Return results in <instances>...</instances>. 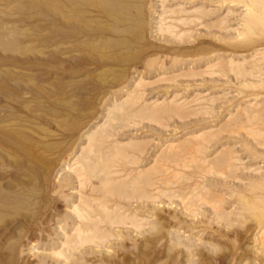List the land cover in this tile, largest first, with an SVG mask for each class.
I'll use <instances>...</instances> for the list:
<instances>
[{
  "label": "rangeland",
  "instance_id": "374dc122",
  "mask_svg": "<svg viewBox=\"0 0 264 264\" xmlns=\"http://www.w3.org/2000/svg\"><path fill=\"white\" fill-rule=\"evenodd\" d=\"M148 1V2H147ZM161 1H164V0H145V6H144V14H143V18L140 16V21H142L143 20V22L144 23H146V24H142L141 26H137V23L136 22H132L131 24H129L130 26H131V28H129V31L127 30V27H125L126 29L123 31V32H125L126 31V33H119V34H114L113 33V35L111 34V35H109V34H106V40H108L109 42H107L105 39H93L92 37V39H87L85 36V38L83 37V38H80V39H82V41H84V42H82V46L80 45V48H79V50H78V56H79V58H78V56H77V58L75 59V58H72V57H68V60L69 59H71V61L70 62H68L67 60V62L68 63H61V61H60V57H61V51H60V47H59V41H58V36H59V31L60 30H58L59 29V23H58V21H59V14H58V12H59V9H57V8H59V7H57L58 5H56L57 3H56V0H0V26L2 27H0V84L2 83H5V85H7L6 87H3V86H0V96L3 98V100L2 101H0V106L3 108V109H1L0 108V113L1 114H7L8 112H9V109H10V107L12 106V104H15V102H13V101H11V100H9V99H7V96H6V94L8 95V98H12L13 97V99L14 98H16V100H25L26 101V104L28 103V108H30V106H31V110L30 109H23V111H21L20 112V114H21V116H19L20 117V119L19 118H17V117H12L11 116V118H9V120H8V118H7V116L5 115V117L4 118H2V120H4V119H6V121H5V123H3V122H1L2 120H0V125H3V124H6V123H8V122H10L11 120H12V122H10L11 124H13V125H18V126H20L21 127V129H23V128H25L24 126H29V127H27V128H25V129H23V131L25 132V134H27V136L29 135V136H31V137H29L28 136V139L30 140H22V139H17L16 141H14V148H17V149H15V152H13V154H12V158L11 159H8V160H10V162H11V164L9 163V165H8V161H7V159L6 160H4V163H5V166H7L8 168H9V174H10V177H11V175H12V177L10 178L9 177V180L10 181H13L16 177L15 176H17V180L19 181V180H23V178H25V181L23 180V181H21L22 182V184H24V185H20V187H22V188H20L21 189V192H22V194H23V196H25L26 197V195H27V197L29 198V199H27V201H25V200H23V202H22V204L21 203H18V205H16L17 207H18V209H17V207L15 206L14 207V210H12V209H10L9 211H7V214H8V217L5 215V214H2V215H0L1 217H3V218H0L1 220H0V225H3L2 224V222H7V221H10V220H14V221H16V225H14L13 227H12V231L10 232V233H12V234H8L7 235V237L6 238H2L1 236H0V246H3V247H0V259L1 260H3L4 262L6 261V264H17V263H19L20 262V260H21V262L19 263V264H36L37 262L38 263H40V264H53L54 262H55V264H58L57 262H58V258H60L61 259V257H56V259L55 258H52V257H49L51 254H52V252L50 251V250H52L53 252H55L56 250H58L59 248H62L58 243L60 242V240H61V238H58V235H59V237H61V234H59V233H62V231H66V232H68V233H70L71 232V228H72V226H74L75 224H76V220L75 219H73L74 217H73V213L71 212V210L70 209H72V206H71V203H76V201L78 200L77 198H78V193L79 192H83V194H85L87 191H88V193H89V185L83 190V191H81L82 189H78V183H76V180L74 181V179H73V181L71 180L70 181V179H68L69 178V175H67V174H69V173H66V172H69L68 171V169L66 168V166H65V164H67L68 162H69V164H70V159L72 160V158L73 157H76V156H78L79 154H80V152H81V149H80V147H84L85 146V143H86V137H84V136H86L85 134L91 129V128H93L96 124H98L99 122H101L102 120H103V118L105 117L106 118V114H107V112L105 113V111L107 110V108H109L110 106H111V104H112V102H115V101H120L121 99H123L124 97H125V91H128V90H131L132 88H133V82L132 81H135L137 78H139V77H142V78H144V79H146V80H149V81H153V82H155L154 80L155 79H157L158 77H160L161 76V74H163V76H165L164 78L165 79H171L172 81H168V80H166L165 82H164V79H162L163 80V82H160V81H162V80H160V79H157L156 80V84H151V85H149L148 83L147 84H145L144 85V87H142L141 88V92L143 91L144 92V94H142V99H144V102H149V101H151L152 102V100L153 101H155V100H158V101H160V100H168V99H170L172 96H174V95H176V98H178V99H180V100H191V99H193L194 97L196 98H198L197 100L198 101H196V102H194V103H192L191 102V104L189 103L183 110H185L186 109V111L187 110H189V109H191L192 107L194 108V107H196V106H200V107H196V108H194V110L192 111H190V114H192V117L191 116H189L188 115V113L186 112V111H181V113L182 114H184V115H180L181 113H180V111H178V112H176V113H178V114H175V116L173 117V112L172 113H170L171 115H169V112H168V114H166V113H164L163 114V117L161 116L160 117V115L158 116V118H156L157 120L159 119V121H160V119L161 118H163V119H161L162 120V122L161 123H159V122H155V121H157L156 119L154 120H152V118L151 119H149V118H147V117H145V115L144 114H134V115H136V116H138V118H134V117H136V116H131V117H128L127 119L128 120H126V118H125V120L124 119H121V121L122 122H120V121H116L117 122V127H116V122L112 125L113 126V128L115 129L114 130V135L116 134V135H118V136H113V138L112 139H114L115 138V140H119V141H123V140H126L127 138H138L139 140H141V141H143L144 143L143 144H145V142H147L148 144H147V147L146 146H142V148L144 149V151H145V149H146V151H145V153H143L142 152V154L141 153H137V154H135L136 155V159L137 160H139L140 162L138 163V161L136 160V162L138 163V165H137V167H136V162H135V160H133V158L132 157H127V160L124 158V159H122V160H124V161H122V163H120V161L121 160H119V162H118V164H120V166L125 170V169H127V167H128V165H129V167H128V169L126 170V172H128V171H134V170H136V169H138V168H145V167H149L150 165H152V163L154 162V160H152V159H154V157H156V153H157V151H158V149L160 148V147H162L164 144H166L167 142H177V141H179V140H181L182 138H184L187 134H189V133H196V131L197 132H199V131H205V130H209V128L211 129V128H213V129H211L210 131H212L214 134L216 133V135L218 136L217 138H218V140L216 139V135H214L213 133L211 134L212 136L214 135V137H215V139L216 140H214V141H210L209 139H211L210 137H212L211 135L210 136H208L209 137V139H208V141H207V143H205L204 141L202 142V144L203 143H205V144H203V148H200V150L201 149H203V150H201L202 152H200V153H195V152H192V151H190V152H188V154L187 155H189V156H191V157H189V158H187L186 157V155H185V157L187 158V161H188V159H189V161H190V158H192V157H194L195 156V154H196V156L194 157V159H198L199 157L200 158H203V156H204V159L206 160L207 159V161L208 160H211L212 158H214L213 156H216V151L218 152V151H220L221 152V150L223 149V150H225L226 149V151L228 150L227 148H232L231 150L229 149V151L228 152H230L231 151V154H232V152H233V154H235L234 156L236 157V158H238L239 160H238V162L236 161H234V162H232L231 164H233L234 165V168L236 167V163H237V167H236V171L238 170V169H240V170H238L237 172L235 171V173L234 172H232V170H234V169H231V167H230V169H228V170H226L225 171V169H226V167L224 168L223 166H222V169L224 170H222V169H219V171H221L222 170V172L224 173H222L223 174V176H227L228 178H229V180H228V178L225 176V178H223V177H221V175L222 174H220V175H218L219 173H221V172H219L218 171V169H216V167H215V169H212V170H209L208 168V171L206 170V169H203L202 171H205L206 170V172L208 173V174H206V172H200V170H197V165H196V160H194L193 159V161H195V165H193V167L191 166V165H189V164H191V163H189V164H187V165H185L183 162H186V158L184 157V155L183 156H181L179 159H180V162H179V159L177 160V161H175V162H177V163H175L174 162V164H177V167H173L174 165H172L173 163H171V162H169V163H164L165 165H167L166 166V168L167 169H169L168 171H167V175H165V176H168L169 174L171 175L173 172H177V171H179V172H182V174L184 175V177H185V180L183 181V182H181V184H179V183H174L173 185H169V186H163V185H160L159 186V184L158 183H156V185L154 186L155 187V191L153 190L152 191V189H151V187H150V189H149V186H146V187H148L147 188V190L149 191V192H156V191H158L159 189H165V190H169V192L167 193V194H165V195H158V194H156V193H154L156 196H157V198L159 199H157L156 200V202H159V204H161V206H159V204L158 203H156V202H153L152 204L154 205V207L152 208V204H151V200H144V198H141L140 200H141V203L140 202H138V201H140V200H136V201H133L136 197H134V196H132V199H131V195L129 196V200L128 199H123L122 197V199L121 200H119V201H122V203H124V206L125 207H128L129 208V210H132V211H134V210H136L137 211V213H138V215L139 216H142V217H145V218H148V222H147V219H146V222H147V224H145L144 225V227L142 228V229H144V230H139V231H135V230H133V228H131V227H129V226H121V225H119L118 227H116V229H115V227H112V228H110L109 230L111 231V233H112V235L114 236H112V237H110L107 241L108 242H104L103 244L101 243V245H99L100 246V249H99V246H95V245H93V244H88V245H90V246H87V245H85L84 247H82L81 248V250L83 251V253H82V251L79 249V250H76V251H74V252H72L73 253V256L74 255H76V257H72V253H71V256L69 257L68 256V258L70 259V260H64L65 262L66 261H69V264H76L77 263V261H78V263L79 264H97V262H98V264H105V262L107 261L106 259H108L109 261H107L106 262V264H123L124 262L123 261H121V260H124L125 259V257L127 258V260L125 259L124 261H125V263L124 264H149L151 261V263L150 264H168L169 263V256H171L170 255V253L171 254H173V253H176V252H179L180 250L181 251H183V253L181 254V255H179V258H181L179 261H181V262H179V261H177V263L178 264H208V260H206L205 258L208 256L209 258H211L212 259V262H209V264H259V262L257 261V259L256 258H258V257H256L257 256V254H256V252H255V254H253L254 253V250H256V248L259 246V244H260V241L258 240V238L257 237H259V239L261 238L262 239V235L260 234L261 233V231H260V228L262 227V226H259V228H258V226L257 225H255V224H257L256 222H258L255 218H253L252 217V215H251V213L248 211V210H241V208L243 207V204L241 205H239V202L240 203H243V200H241V196L243 195V193L245 192V195L246 196H248V194H250V193H246L247 191L249 192V185H251V183H252V185H253V183H255L254 182V179H255V177H259L260 176V174L263 172L264 173V157H263V155H264V123L262 124V121L264 122V113L261 111V110H263V108H264V89H262V88H264V77H263V79H261L262 78V76L264 75V71L262 70V66H263V62H264V60L263 61H260L259 62V64H258V62H256L255 60H253V54H254V52L255 51H263V49H264V35H262L261 36V34H264L262 31H259V30H255V33H254V35L255 36H257V37H251L250 38V40H252V43H254V44H252V43H250V41H249V43L250 44H247V43H245L244 41H243V43L241 42V44H240V42H238L237 40H235V39H233V37H235V34H236V31H237V29H240V22H241V20H239V19H241L240 18V13L241 12H244V8H243V6H241L242 5V3L241 2H239V1H234V3H236V7H235V4H233L232 2H230L229 0V2L227 3V1L226 0H165V2H162V4H161ZM58 2V1H57ZM151 2H153V3H151ZM239 2V3H238ZM151 3V4H150ZM173 3V4H172ZM179 4L180 6H181V8H182V6L184 7V8H182V9H184V10H186V11H191V10H193L194 8H196L197 6L200 8V10L201 11H199L198 12V15L196 14V13H192V15H191V17H190V19H192L193 20V22H195V20H196V22H195V25L194 24H191L192 23V20H191V22H189L190 23V25L188 24V25H185V26H181V25H179L178 26V28H180L182 31H186V34L187 35H184V36H182L183 34H185V32L183 33V34H181V32L182 31H178L179 33H178V35H179V37L178 38H180V39H178L176 36V38L177 39H175V37L173 36V35H170L169 33H167V32H163L162 31V33L163 34H161L160 32V30L158 29L159 27V23H160V19H159V16L163 13L162 11H166L167 9H169V8H171V7H176L175 5H177V4ZM175 4V5H174ZM228 4V5H227ZM232 4V5H231ZM238 4V5H237ZM240 4V5H239ZM148 5H149V7H148ZM173 5V6H172ZM179 5H177V6H179ZM161 6V7H160ZM171 6V7H170ZM196 6V7H195ZM227 6V7H226ZM234 7V9H233V7ZM239 6V7H238ZM146 7V8H145ZM148 7V8H147ZM165 7V9H163ZM197 7V8H198ZM151 8V9H150ZM190 8V9H189ZM231 8V9H230ZM242 8H243V10H242ZM148 9V10H147ZM162 9V10H161ZM189 9V10H188ZM151 10V11H150ZM160 10H161V12H160ZM242 10V11H241ZM146 11V12H145ZM154 12H155V14L157 15H155L154 14ZM201 12V13H200ZM148 13L149 14V16H148V14L146 15V14ZM200 13V14H199ZM160 14V15H159ZM166 13H163V15L166 17V18H169V14L166 16L165 15ZM242 14V13H241ZM154 15H155V17H154ZM153 16V17H152ZM163 16V17H164ZM193 17V18H192ZM157 18H158V20H157ZM173 18V17H172ZM196 18V19H195ZM58 19V20H57ZM195 19V20H194ZM144 20H146V22L144 21ZM166 20H168V19H166ZM222 21V22H221ZM239 21V22H238ZM94 22L95 23H98V20H94ZM221 22V23H220ZM147 23H148V25H147ZM92 24H94V23H92ZM135 26H134V25ZM144 25H146V26H144ZM238 25V26H237ZM188 26H190V27H188ZM134 27V28H133ZM135 27H136V29H135ZM146 29H145V28ZM183 27V28H182ZM121 29H123L122 27H120ZM138 28H141V29H138ZM187 28H189V29H187ZM191 28V29H190ZM235 28V29H234ZM237 28V29H236ZM135 30V32H133L132 30ZM130 30H131V32H133V33H131L130 32ZM160 32H159V31ZM187 30H191L189 33H187L188 31ZM128 31V32H127ZM139 31V32H138ZM140 31H141V33H140ZM138 32V33H137ZM135 33H137V35H138V37H136L137 35L135 34ZM258 33V34H257ZM260 33V34H259ZM125 34V35H124ZM168 34V35H167ZM132 35V36H131ZM133 35H136V36H133ZM143 35V36H142ZM169 35L171 36L170 38H169ZM175 35V34H174ZM114 36H116V37H114ZM118 36H120V38L118 37ZM128 36V37H127ZM139 36H142V37H140L139 38ZM168 36V37H167ZM181 36V37H180ZM253 36V35H252ZM260 38H259V37ZM107 37H109V38H107ZM122 37V38H121ZM136 37V38H135ZM174 39H173V38ZM263 37V38H262ZM110 38H112V39H110ZM115 38H116V40H118V39H122V41L121 40H119L120 41V43H118V42H116V44L113 42V39H114V41H115ZM134 38V39H133ZM142 38V39H141ZM84 39V40H83ZM126 39V40H125ZM137 39H139V40H137ZM170 41H168V40ZM220 39V40H219ZM87 40V41H86ZM88 40H91V42H92V44H89V41ZM101 40H103V41H105V42H98L97 44H101V46H96V45H94L95 44V41H101ZM126 42H125V41ZM133 40V41H132ZM167 40V41H166ZM111 41H112V44H111ZM127 41H128V43H127ZM234 41H236L235 43H238V44H240V45H238V44H233L234 43ZM85 42H86V44H85ZM90 42V43H91ZM131 42V43H130ZM233 42V43H232ZM256 42V43H255ZM11 43V44H10ZM88 43V44H87ZM103 43H105L104 44V46H103ZM106 43H107V45H106ZM259 43H261V44H259ZM109 44H111V45H109ZM115 44V45H114ZM117 44H119V45H117ZM124 44V45H123ZM127 44V45H126ZM245 44H247V46H245ZM258 44V45H257ZM14 45H15V47H14ZM58 45V46H57ZM88 47H87V46ZM91 45V46H90ZM92 45H93V47H92ZM123 45V46H122ZM236 45V46H235ZM238 45V46H237ZM255 45V46H254ZM257 45V46H256ZM13 46V47H12ZM18 46V47H17ZM90 46V47H89ZM99 49L100 47H108L107 49L105 48L104 50L102 49V50H98L96 47ZM111 46V47H110ZM115 48H114V47ZM117 46V47H116ZM254 46V47H253ZM262 46V47H261ZM127 47V48H126ZM149 47V48H148ZM151 47V48H150ZM260 47V48H259ZM8 48V49H7ZM11 48V49H10ZM14 48V49H13ZM16 48V49H15ZM81 48H83V49H81ZM89 48H91V49H89ZM112 48V49H111ZM121 48V49H120ZM145 48H148V49H145ZM254 48V49H253ZM258 48V49H257ZM262 48V49H261ZM30 49V50H29ZM84 49H86V50H84ZM96 49H97V51L98 52H95L96 51ZM123 49V50H122ZM125 49H127L128 51H126ZM247 49V50H246ZM250 49V50H249ZM259 49H261V50H259ZM14 50V51H13ZM29 50V51H28ZM90 50H92V51H89ZM95 50V51H94ZM117 50H119V53H120V55H119V53H118V51ZM122 50V51H121ZM140 50V51H139ZM102 52V53H100V52ZM111 51V52H110ZM121 51V52H120ZM134 51H136L137 53H135ZM221 51H223L222 53H221ZM224 51H226L225 53H224ZM235 51V52H234ZM245 51V52H244ZM60 52V53H59ZM82 52H85V55H86V53H88L87 55H88V57H85L84 58V53H83V55H82ZM107 52V53H106ZM124 52H126V53H124ZM140 52V53H139ZM40 53V54H39ZM81 53V54H80ZM92 53V54H91ZM99 53H100V55L102 56V57H108L107 55H105V54H108V53H110V54H108L109 55V57H111V56H114V53H115V56H117L118 55V58H119V60H116V61H113L112 59H110V58H103L102 60H101V58H98V56H100L99 55ZM112 53V54H111ZM128 53H130V54H128ZM135 53V54H134ZM150 53H152L153 55H151ZM235 53V54H234ZM245 53V54H244ZM249 53V54H248ZM60 56H59V55ZM92 55V57H90L89 58V55ZM102 54H104V55H102ZM117 54V55H116ZM124 54V55H123ZM140 54V55H139ZM224 54H225V56H224ZM239 54V55H238ZM242 54H243V56H242ZM82 55V56H81ZM86 55V56H87ZM98 55V56H97ZM111 55V56H110ZM123 55V56H122ZM229 55V56H228ZM81 56V57H80ZM129 56V57H128ZM149 56H152L153 58L151 59V57L149 58ZM241 56V57H240ZM252 56V57H251ZM83 57V58H82ZM95 57V58H94ZM122 57V58H121ZM124 57H126V58H124ZM148 57V58H147ZM223 58V59H228V58H234L235 59V57H236V59L235 60H239V61H242V60H246L248 63H249V61H248V59H250L251 61H252V63L254 62H256L255 64L253 63V64H251V61H250V65H246V63H245V65H243L244 66V68H246V69H243V70H241V72L243 71H246L247 70V72L245 73H243V76H241L242 75V73L241 72H236V71H230V70H226L227 69V67L225 68H223L224 69V71L225 72H219V71H217V70H215V73H213V75L212 74H210L209 76H207V75H205L204 74V72L205 73H209V71H207V70H204V69H206L205 68V65L207 64V63H209L211 60H213L214 58ZM252 59H251V58ZM96 59V61H94L93 60V62L90 60V59ZM73 59L74 60H77V62L76 61H74L73 62ZM84 59H86L85 61H84ZM146 59H148L147 61H146V63L144 62ZM153 59H156V60H153ZM159 59V60H158ZM176 60V62H175V60ZM88 60V61H87ZM100 60H101V62H102V64H100L101 62H100ZM107 60H109V61H107ZM111 60V61H110ZM115 60V59H114ZM122 60H124V61H122ZM152 60V61H151ZM160 60H161V63H159L160 62ZM208 60V61H207ZM210 60V61H209ZM65 61V62H66ZM91 61V62H90ZM121 61V62H120ZM150 61V62H149ZM157 61H158V64H157ZM171 61H174V62H171ZM181 61V62H180ZM206 61V62H205ZM72 62V63H71ZM82 63V65L84 64H86L85 66L83 65H80V63ZM86 62V63H85ZM106 62V63H105ZM108 62V63H107ZM111 62V63H110ZM153 62H154V64H153ZM168 64H166V63ZM171 62V63H170ZM177 62H180V64H178ZM182 62H186L188 65H186V64H184L183 65V63ZM60 63V64H59ZM74 63V64H73ZM77 63H79V65L76 64ZM88 63V64H87ZM112 64V65H110V64ZM155 63H156V66H154L155 65ZM175 63V64H174ZM243 63H244V61H243ZM61 64H63L62 66H61ZM73 64V65H72ZM108 64H109V66H108ZM120 64V65H119ZM145 64H147V66H144ZM149 64H152V66L151 65H149ZM171 64H172V67H171ZM177 64H178V66H177ZM183 66H182V65ZM261 64V65H260ZM75 65V66H74ZM123 65V66H122ZM162 65V66H161ZM166 65L167 66H169V67H166ZM50 66V67H49ZM61 66V67H60ZM69 66V67H68ZM103 66H105V67H103ZM117 68H116V67ZM154 66V68H152ZM163 66L165 67L164 69V71H163ZM175 66H177L176 68H175ZM251 66V67H250ZM22 67H24V68H22ZM26 67H28L27 69H26ZM29 67H31V68H29ZM63 67V68H62ZM67 67H68V69H70V70H67ZM73 69V71H71V68ZM84 68V70H83V68ZM93 67H95V68H93ZM100 67V68H99ZM101 67H102V69H104L103 71L104 72H102V69H101ZM109 68V69H105V68ZM114 67V69H112V68ZM120 67V68H119ZM126 67V68H125ZM129 67V68H128ZM149 67V68H148ZM179 67V68H178ZM256 67V68H255ZM258 67V68H257ZM4 68V69H3ZM59 68H62V69H59ZM79 68V69H78ZM86 68V69H85ZM88 68V69H87ZM119 68V69H118ZM128 68V69H127ZM159 70H158V69ZM190 68V69H189ZM252 68V69H251ZM253 68H255V70H253ZM260 68H261V70L263 71V72H261V71H259L260 70ZM264 68V67H263ZM49 69V71H47ZM93 69V70H92ZM95 69H97L98 70V72H99V74L97 75V70L95 71ZM112 71H111V70ZM116 69V70H115ZM127 69V70H126ZM153 69V70H152ZM158 71H157V70ZM229 69V68H228ZM249 69V70H248ZM258 69V70H257ZM66 70V71H65ZM74 70H76L75 72H74ZM78 70L80 71V74H79V72H78ZM90 70V71H89ZM106 70H107V72H106ZM136 72H135V71ZM141 70H143V71H141ZM29 71V72H28ZM61 71L63 72L62 74H61ZM117 71V72H116ZM127 71V72H126ZM154 71H156V72H154ZM161 71V72H160ZM201 71H202V73L205 75H203V76H201L200 77V73H201ZM204 71V72H203ZM229 73H228V72ZM251 71V73H249ZM66 72V73H65ZM73 72H74V74H73ZM77 72V73H76ZM89 72H90V75H89ZM94 72V73H93ZM102 72V73H101ZM118 72H120V73H118ZM124 72V73H123ZM143 72V73H142ZM187 72V73H186ZM217 72H219V74L222 76V74H225V75H223L224 77H221V76H217ZM231 72V73H230ZM235 73L236 72V74L237 73H239L240 74V76H239V74L238 75H233L232 73ZM253 72V73H252ZM261 72V73H260ZM5 73V74H4ZM71 73V74H70ZM123 73V74H122ZM138 73V74H137ZM189 73L190 74H192L193 73V75L196 73L197 74V76H195V77H193V75H190L189 76ZM228 73V74H227ZM260 73V74H259ZM53 75V76H51V75ZM77 74V75H76ZM84 74V75H83ZM89 76H88V75ZM118 74H120V76H118ZM124 74H125V77H124ZM126 74H128V75H126ZM136 74V75H135ZM195 74V75H196ZM216 74V75H215ZM218 74V75H219ZM248 74H250V75H248ZM258 74V76L259 77H261L260 79L258 78V76H256ZM19 75V76H18ZM94 75H96V76H94ZM119 78H117L116 76ZM140 75V76H139ZM180 75H182V76H184V75H187L188 76V78H186L187 76H184V77H181ZM199 75V76H198ZM212 75V76H211ZM252 75H254L255 77V79L253 78V76ZM262 75V76H261ZM15 76V77H14ZM98 76H100V77H98ZM104 76V77H103ZM132 76V77H131ZM147 76V77H146ZM175 76H176V78H175ZM192 76V78H190ZM236 76H239V77H236ZM245 76H246V79H245ZM251 76V77H250ZM18 77V78H17ZM50 77V78H49ZM85 77V78H84ZM114 77H116L114 80H116V82L114 81V80H112V82L110 81L112 78H114ZM131 77V78H130ZM178 77V78H177ZM180 77V78H179ZM17 78V79H16ZM79 78V79H78ZM97 78V79H96ZM122 78H124V79H122ZM135 78V79H134ZM244 78V79H243ZM259 79V80H263L262 82H260V81H258L257 79ZM17 80V81H14V80ZM20 80V82L22 83V85L20 84V82H18L19 80ZM99 79V80H98ZM118 79V80H117ZM248 79V80H247ZM251 79V80H250ZM256 81H254V80ZM27 80H29V82L27 81ZM32 80V81H31ZM104 81L103 83L101 82V81ZM122 80V81H121ZM159 80V82H157ZM244 80V81H243ZM13 81V82H12ZM23 81V82H22ZM25 81V82H24ZM121 81V82H120ZM250 81V82H249ZM251 81H253V82H251ZM26 82H28V83H26ZM113 82H115V83H113ZM153 82H151V83H153ZM169 82V83H168ZM255 82V83H254ZM15 83H18L17 84V86H18V88H16L17 86L15 85ZM24 83V84H23ZM32 83H33V85H32ZM111 85H110V84ZM119 83V84H118ZM128 83V84H127ZM162 83H164V84H162ZM168 83V84H167ZM253 85H252V84ZM257 83V84H256ZM260 83V84H259ZM1 84V85H2ZM28 84V85H27ZM124 84V85H123ZM126 84V85H125ZM252 86H251V85ZM4 85V84H3ZM10 85V86H9ZM19 85H21V86H19ZM23 85L24 86H26V88H24L23 87ZM49 85V86H48ZM88 85V86H87ZM110 85V86H109ZM118 85V86H117ZM242 85H244L245 87H243ZM114 86V87H113ZM120 86H122L123 87V89H122V87H120ZM22 89H21V88ZM38 87V88H37ZM52 87V88H51ZM110 87V88H109ZM126 87V88H125ZM9 88V89H8ZM11 88H13V89H11ZM15 88V89H14ZM24 88V89H23ZM66 88V89H65ZM84 88V89H83ZM118 88V89H117ZM120 88V89H119ZM244 88V89H243ZM254 88V89H253ZM262 89V90H260V89ZM2 89V90H1ZM6 89V90H5ZM18 89V90H17ZM27 91H26V90ZM30 89H31V91H30ZM39 89H41V90H39ZM44 91H43V90ZM115 89H116V91H115ZM125 89V90H124ZM142 89H144V90H142ZM239 89V90H238ZM16 90V91H15ZM19 90H21V91H19ZM39 90V91H38ZM107 90V91H106ZM109 90V91H108ZM121 90H123L122 92H121ZM248 90V91H247ZM251 90H254V91H251ZM6 91H9V93H10V91H12L13 93H15L16 95V97L13 95V93L12 94H8V92H6ZM42 91H43V95H42ZM49 91H51L50 93H49ZM111 91V92H110ZM118 91H120L121 92V94L118 92ZM249 91H251L252 93H250ZM23 92H27V94H25L24 95V97H23ZM31 92V93H30ZM36 92V93H35ZM41 92V93H40ZM55 92V93H54ZM107 92H108V94H107ZM114 92V93H113ZM117 94H116V93ZM241 94H240V93ZM248 92V93H247ZM258 93V95H257V93ZM4 93H5V95H4ZM20 93H22V94H20ZM45 93V94H44ZM106 93V97H103V98H99V95L101 96V95H104ZM239 93V94H238ZM243 93V94H242ZM259 93H260V95H259ZM2 94H3V96H2ZM30 94V95H29ZM50 94H52V95H50ZM54 94V95H53ZM120 94V95H119ZM195 94H197V95H195ZM244 94H245V96H244ZM249 94V96H246V95H248ZM11 95V96H10ZM34 95V96H33ZM37 95V96H36ZM46 97H45V96ZM50 95V96H49ZM117 95H119V96H117ZM123 95V96H122ZM241 95H243V96H241ZM251 95V96H250ZM262 95V96H261ZM6 96V97H5ZM31 96V97H30ZM39 96V97H38ZM59 96V97H58ZM113 96V97H112ZM257 96H259L260 98H258ZM17 97H19V98H21V99H17ZM30 97V98H29ZM32 97H35V98H33L32 99ZM44 97V98H43ZM58 97V98H57ZM66 97V98H65ZM69 97V98H68ZM70 97H71V100L69 101L68 99H70ZM110 97V98H109ZM117 97V98H116ZM249 97V98H248ZM251 97V98H250ZM253 97V98H252ZM6 98V99H5ZM42 98V99H41ZM49 100H48V99ZM51 98H53L52 100H51ZM54 98H56V99H54ZM68 98V99H67ZM73 98V99H72ZM91 98V99H90ZM97 98H99V100L97 99ZM111 98H112V100H111ZM116 98V99H115ZM204 98H205V100H204ZM258 98V99H257ZM31 99V100H30ZM39 99H41L40 101H39V103H37V105H36V103H35V101H38ZM90 99V100H89ZM93 99V100H92ZM250 99V100H249ZM256 99V100H255ZM5 100V101H4ZM8 100V101H7ZM30 100V101H29ZM34 100V101H33ZM56 102H55V101ZM64 100H65V102H64ZM67 100H68V102H67ZM95 100V101H94ZM99 101V103H98V101ZM114 100V101H113ZM200 100V101H199ZM202 100V101H201ZM242 100V101H241ZM47 101V102H46ZM93 101V102H92ZM96 101H97V103H96ZM103 101V102H102ZM107 101V102H106ZM239 101V102H238ZM253 101V102H252ZM31 102H32V104H31ZM40 102H42V103H40ZM60 102V103H59ZM69 102H71V104H69ZM92 102V103H91ZM197 102H200L199 104H195V103H197ZM2 103V104H1ZM7 105H6V104ZM35 103V104H34ZM47 106H43L44 104ZM58 103V104H57ZM94 103V104H93ZM101 103H102V105H101ZM150 103V102H149ZM248 103H257V109L259 110L258 112H256V114L258 115V114H261V116L259 115L258 117H257V115L255 116V117H257V118H253V117H251L252 118V120L251 119H245V118H247V117H245L244 115H239V116H236L238 119H240V121H242V120H244L245 121V123L247 122V124H245V123H240V121L239 120H237L236 119V117H234V115H235V112H236V110H237V106H239V108H241V107H244L245 105H247ZM263 103V104H262ZM3 104H5V105H3ZM34 104V105H33ZM39 104V105H38ZM48 104V105H47ZM61 104V105H60ZM68 105V107H71V108H69L68 109V107H67V105ZM108 104V105H107ZM195 104V105H194ZM261 104V105H260ZM4 107H3V106ZM55 105V106H54ZM63 105H66V107L65 106H63ZM105 105V106H104ZM204 105H206V106H204ZM258 105H260V106H258ZM263 105V106H262ZM8 107V108H6L5 109V107ZM34 108H33V107ZM38 106V107H37ZM40 106V107H39ZM41 106H43L44 108H46V109H43V108H41ZM56 106H58V107H56ZM99 106H101V107H99ZM107 106V107H106ZM192 106V107H191ZM205 108H204V107ZM224 106H226V107H224ZM49 107V108H48ZM89 107V108H88ZM105 107V108H104ZM191 107V108H190ZM233 107V108H232ZM260 107V108H259ZM41 110H40V109ZM59 108V109H58ZM62 108H64V110H62ZM77 108H79V109H77ZM101 108V109H100ZM104 108V109H103ZM189 108V109H188ZM52 109H55V110H52ZM84 109V110H83ZM197 109H201L200 110V112L197 110ZM235 109V110H234ZM3 110V111H2ZM28 110V111H27ZM38 110V111H37ZM40 110V111H39ZM49 110V111H48ZM87 110H91L89 113H91V114H89L88 113V111L86 112ZM203 110H205V111H203ZM3 113H2V112ZM30 111V112H29ZM33 111V112H32ZM35 111V112H34ZM36 111L37 112H40V113H43V114H40V113H36ZM42 111V112H41ZM46 111H48V112H46ZM54 111L55 112H57V113H59V114H57V113H54ZM59 111V112H58ZM69 111V112H68ZM83 111V112H82ZM188 111V112H189ZM202 111V112H201ZM264 111V110H263ZM5 112V113H4ZM46 112V113H45ZM52 112H53V114H52ZM94 112H95V114H94ZM101 112V113H100ZM186 114H185V113ZM191 112H193V113H191ZM194 112H196V114H194ZM232 112V113H231ZM261 112V113H260ZM36 113V114H35ZM51 113V114H50ZM62 113V114H61ZM64 113V114H63ZM65 113L67 114V115H65ZM79 113V114H78ZM81 113H82V115H81ZM200 113V114H199ZM228 113V114H227ZM25 114V115H24ZM45 114V115H44ZM54 114H56V117L54 116ZM99 114H101V115H99ZM193 114L194 115H198V116H193ZM229 114H233V117H234V120L236 119V122L237 123H239V124H241L240 126L241 127H244V129L246 128L247 129V127H248V129H247V131L245 132V130H243V128H241L240 126H238L239 124H237L236 125V122L234 121V120H229L228 119V116H229ZM31 115V116H30ZM37 115V116H36ZM44 115V116H43ZM51 116L50 118H49V116ZM52 115H53V117H55L54 119L52 118ZM61 115V116H60ZM70 115V116H69ZM76 115H77V117H76ZM86 115V116H85ZM143 115H144V117H143ZM186 115H188L189 116V118H191V120L190 119H188V121L190 122H187L186 121V119H187V116ZM228 115V116H227ZM23 116V117H22ZM38 116H40V117H38ZM48 116V117H47ZM64 116H67V117H64ZM69 116V117H68ZM81 116H83V117H81ZM96 116V117H95ZM140 116L141 117H143V118H145V119H143L142 121H141V119H140ZM166 116H168L167 117V119H165L166 118ZM170 116H172V117H170ZM242 116V117H241ZM244 116V117H243ZM90 117V119H88ZM92 117V118H91ZM178 117H184V118H186V119H184V122H181V121H183L181 118V120H179L178 119ZM240 117V118H239ZM263 117V119L262 120H259V118L261 119ZM0 118H1V115H0ZM26 118V120H24V119ZM29 120H28V119ZM30 118L31 119H33V120H30ZM45 118V119H44ZM62 118H64L65 120L64 121H66V122H64L63 121V119ZM72 118V119H71ZM74 118V119H73ZM76 118V119H75ZM85 118H87V119H85ZM134 118V119H133ZM242 118V119H241ZM11 119V120H10ZM48 119H50L49 121H48ZM62 119V120H61ZM70 119H71V121H70ZM79 119L81 120V122H79ZM95 119V120H94ZM136 119V120H135ZM14 120V121H13ZM15 120H17V122L15 123ZM55 120H56V122H55ZM58 120H61V123L60 124H62V125H58ZM69 120V121H68ZM83 120H85V121H83ZM125 122H124V121ZM256 120H258L259 122H257ZM141 122V123H139V125H137L138 123H134V125H132V126H128L129 125V122ZM226 123H228V122H230V121H232L231 122V125L232 126H230V124L228 123V124H226L225 125V122ZM251 121V122H250ZM253 121L255 122V123H253ZM261 121V122H260ZM14 122V123H13ZM34 122V123H33ZM39 122V123H38ZM62 122H64V124L62 123ZM70 122V123H69ZM78 122V123H77ZM118 122H119V125H118ZM248 122H250V123H248ZM1 123H3V124H1ZM23 123V124H22ZM29 123H31V124H29ZM59 126V127H57V125ZM87 123V124H86ZM122 123V124H121ZM124 123V124H123ZM188 123V124H187ZM233 123H234V126H233ZM257 123V124H256ZM261 123V124H260ZM47 124V125H46ZM54 124V125H53ZM68 124V125H67ZM78 124H80V126L78 125ZM85 124V125H84ZM91 124H92V126H91ZM125 125V127H126V125H127V127L125 128V129H123L124 128V126H121V125ZM135 124H136V126H135ZM213 124V125H212ZM222 124H224V126H226V127H228V130H229V128H231V127H233V128H231V130L233 131L232 133L231 132H229L230 133V135L228 134V130H227V128L226 127H221L222 126ZM246 125V127L245 126H243V125ZM248 124H250V125H248ZM252 124H256V125H258V126H260L259 128H258V126H256V125H252ZM260 124V125H259ZM23 125V126H22ZM63 125H64V128H60V127H63ZM76 126V128H75V126ZM77 125L79 126V127H77ZM114 125H115V127H114ZM130 125H131V123H130ZM36 126V127H35ZM37 126H38V128H37ZM39 126L41 127L42 126V129H43V127H47L46 128V132L44 131L43 132V130H41V129H39ZM67 126V127H66ZM121 126V127H120ZM218 126V127H217ZM251 128H250V127ZM263 126V127H262ZM87 127H88V129H87ZM89 127H90V129H89ZM220 127V128H219ZM235 127H236V129H240V130H233V129H235ZM254 127V128H253ZM28 128H29V130H28ZM73 129V131H72V129ZM75 128V129H74ZM117 128H119V130L121 131V129L120 128H122V131H121V133H120V131L117 129ZM220 129V131L219 130H216V129ZM222 128H225L226 129V134H225V132L224 131H222L221 132V130H222ZM249 128H250V130L252 131V133H250V131H248L249 130ZM261 128H262V130H261ZM33 129V130H32ZM45 129V128H44ZM58 129V130H57ZM64 129H67L66 131L64 130ZM81 129V130H80ZM86 129H87V131H86ZM193 131H192V130ZM258 129V130H257ZM36 131L35 132V134L32 132V131ZM48 130H50V132L51 133H48ZM60 130V131H59ZM256 130H257V132H256ZM52 131H54V132H56V133H52ZM79 131V132H78ZM119 131V132H118ZM217 131V132H216ZM221 133V134H223L222 136H223V138H221V136L219 135V132ZM230 131V130H229ZM239 132L238 134L237 133H235V132ZM241 131V132H240ZM254 131V132H253ZM260 133H259V132ZM261 131H262V134H261ZM67 132V133H66ZM71 132V133H70ZM74 132V133H73ZM86 132V133H85ZM257 133V135L256 134H254V133ZM30 133V134H29ZM33 133V134H32ZM79 133V134H78ZM37 134V135H36ZM39 134V135H38ZM50 134V135H49ZM53 134V135H52ZM66 134V135H65ZM175 134V135H174ZM255 135V136H257V137H252V135L250 136V137H252L253 138V140H252V138H250L248 135ZM258 134H261V135H263V137H259V135ZM40 135L41 136H48L47 138L46 137H40ZM70 135V136H69ZM76 135V136H75ZM79 135H81L80 137H79ZM84 135V136H83ZM122 135V136H121ZM260 135V136H261ZM50 136H52V137H50ZM55 136V137H54ZM137 136V137H136ZM144 136V137H143ZM70 137V138H69ZM78 137V138H77ZM122 137H124V138H122ZM125 137H127V138H125ZM168 138V139H166V138ZM220 137V138H219ZM259 137V139H257ZM30 138H32V139H30ZM36 138H37V141H36ZM39 138V139H38ZM122 138V139H121ZM145 138V139H144ZM262 138H263V140H262ZM47 139V140H46ZM67 139V140H66ZM83 139H84V141H83ZM212 139H214V138H212ZM32 140V141H31ZM34 140V141H33ZM39 140V141H38ZM63 140H65L66 141V143H65V141L63 142ZM78 140V141H77ZM220 140V141H219ZM254 140H255V143H254ZM26 141V142H25ZM28 141H29V143H28ZM46 144L47 143V145H45V146H50V145H52V142H54L53 143V145L55 146V147H57V149L55 148V147H53V145H52V148H51V146L50 147H48L49 148V150H48V148H45V147H42V144H43V142ZM69 141H71L73 144H71L73 147H74V145H75V147L73 148V149H70V148H72V146L70 145V143L71 142H69ZM74 141H76V142H74ZM260 143H259V142ZM26 143V145H25V143ZM34 142V144H36L37 145V143H38V145L36 146V145H34V144H31V143H33ZM48 142H50L51 144L49 145V143ZM59 142V143H58ZM79 142V143H78ZM163 142V143H162ZM211 142H213V143H211ZM245 142H248V143H245ZM40 143H41V145H40ZM58 143V144H57ZM63 143V144H62ZM69 143V144H68ZM75 143V144H74ZM226 143H228V144H226ZM258 143V144H257ZM20 146V148H22V149H25V150H20V148H18L19 146ZM29 144V145H28ZM55 144H57V145H55ZM62 144V145H61ZM68 144V145H67ZM142 144V145H143ZM212 144V145H211ZM216 144V145H215ZM247 144H248V146L249 147H251V148H248L247 147ZM41 146V148H40V146ZM70 145V146H69ZM180 146L181 145H184V144H182V143H180L179 144ZM211 145V146H210ZM218 145V146H217ZM225 145V147H226V145L228 146V147H223ZM34 148H33V147ZM39 146V147H38ZM60 148H59V147ZM62 146H64V147H62ZM245 146V147H244ZM38 147V148H37ZM69 147V148H68ZM79 147V148H78ZM220 147L222 148V149H220ZM248 148V151L245 149V148ZM29 148V150H27ZM37 152V153H33V149ZM43 148H45L44 150H46V151H44L43 150ZM78 148V149H77ZM205 148L207 149L208 148V150L207 151H205L204 152V150H205ZM31 149V150H30ZM38 149V150H37ZM58 149H60V150H58ZM68 149V150H67ZM220 149V150H219ZM253 149H255L254 151H255V153H253L254 151H252L251 152V150H253ZM27 150V151H26ZM40 150H42L41 152V154H40ZM32 151V152H31ZM55 151V152H54ZM63 151V152H62ZM68 151V152H67ZM70 151V152H69ZM258 151V152H257ZM51 154H50V153ZM59 154H58V153ZM79 152V153H78ZM149 152V153H148ZM153 152V153H152ZM220 152H218V153H220ZM256 152L258 153L257 155L258 156H256ZM39 153V154H38ZM44 153V154H43ZM57 153V154H56ZM64 153V154H63ZM67 153V154H66ZM153 154V156H151V154ZM193 153H195V154H193ZM203 154V156H202V154ZM204 153H205V155H204ZM216 153V154H215ZM20 154V155H19ZM38 154V155H37ZM49 154V155H48ZM66 154V155H65ZM75 154V155H74ZM139 154H141V155H139ZM144 154H147V155H144ZM201 154V156H199ZM252 154V155H251ZM262 154V155H261ZM18 155V156H17ZM22 155V156H21ZM45 157H44V156ZM48 155V156H47ZM50 155H52L51 157H49ZM54 155V156H53ZM57 157H56V156ZM63 155H65V156H63ZM144 155V156H143ZM241 157H239V156ZM259 155H261V156H259ZM20 156V160L22 159V160H24L25 161V163H24V161H22L21 160V162L22 163H19L20 161H19V159H18V157ZM26 156V157H25ZM28 156H29V158H28ZM30 156H33V157H30ZM39 156V157H38ZM58 156H62V157H58ZM68 156V157H67ZM70 156V157H69ZM137 156H138V158H137ZM140 156V157H139ZM142 156V157H141ZM217 156H219V155H217ZM15 157V158H14ZM24 157V158H23ZM47 157H49L48 159H47ZM55 157V158H54ZM184 157V158H183ZM234 157V158H235ZM27 158V159H26ZM42 158V159H41ZM44 158V159H43ZM53 158V159H52ZM59 158V159H58ZM67 158V159H66ZM131 158V159H130ZM139 158H141V159H139ZM199 158V159H200ZM209 158V159H208ZM211 158V159H210ZM14 159V160H13ZM37 159V160H36ZM46 159V160H45ZM58 159V160H57ZM62 159V160H61ZM184 159V161L181 163V161ZM241 159V160H240ZM11 160H13L14 161V163H12L13 161H11ZM28 160V161H27ZM41 160H42V162H41ZM50 160V161H49ZM130 160H133V162L131 161L130 162ZM192 160V159H191ZM6 161H7V163H6ZM18 161V162H17ZM34 161H36V163L34 162ZM53 161V162H52ZM56 161V162H55ZM59 161H61V162H59ZM193 161H192V164H193ZM239 161H240V163H241V161H242V163L240 164L239 163ZM263 161V162H262ZM31 162V163H30ZM34 162V164H32ZM48 162H51V163H48ZM66 162V163H65ZM126 162H127V164H126ZM129 162H130V164H132L133 163V165H130L129 164ZM134 162H135V164H134ZM17 163H18V165H19V167H17ZM27 163V164H26ZM28 163H30V165L32 166H29L28 167ZM42 165H40V164ZM60 163V164H59ZM143 163V164H142ZM171 163V164H170ZM243 163H245V164H243ZM13 164V165H12ZM27 166H26V165ZM36 164H39L38 166L36 165ZM47 164H48V166H47ZM50 164H53V165H50ZM54 164H56L55 166H54ZM59 164V165H58ZM124 164V165H123ZM141 164V165H140ZM163 164V165H164ZM169 164V165H168ZM15 165V166H14ZM185 166L184 168H181L180 166ZM238 165L241 167V168H238ZM51 166V168L49 169V167ZM59 166V167H58ZM119 166V167H120ZM135 166V167H134ZM244 166V167H243ZM12 167V168H11ZM24 167H26V168H24ZM37 168L38 170H36V169H34V168ZM41 167V168H40ZM130 167H133V168H130ZM174 168L173 170L172 169H170V168ZM179 167V168H178ZM186 167H191V168H186ZM245 167H247V168H245ZM251 168L252 167V169H250L249 170V168ZM253 167H254V169L255 170H258V171H253ZM255 167H257V168H255ZM22 168V169H21ZM40 168V169H39ZM46 168V169H45ZM58 168V169H57ZM66 168V169H65ZM219 168H220V166H219ZM238 168V169H237ZM25 169V170H24ZM27 169V170H26ZM32 169H34V170H32ZM42 169V170H41ZM49 171H48V170ZM53 169H54V171H53ZM60 169H62V170H60ZM66 171H65V170ZM183 169V170H182ZM260 169V170H259ZM15 170V171H14ZM40 170H41V172H40ZM173 172H172V171ZM197 172H196V171ZM214 170H216V171H214ZM16 171H17V173H16ZM20 171V172H19ZM22 171V172H21ZM28 172V173H30V174H27V172H26V176L24 175V172ZM54 172V174H53V172ZM58 171V172H57ZM65 171V172H64ZM185 171V172H184ZM187 171V172H186ZM192 171L193 172H196V173H198V174H196V173H192ZM211 171H213V172H211ZM217 171L219 172V173H217ZM228 171V172H227ZM251 171V172H250ZM259 171H261V172H259ZM11 172H13V174L11 173ZM40 172V173H39ZM57 172V173H56ZM215 172V173H214ZM226 172L228 173V174H231V172H232V176L231 175H228V174H226ZM255 173V174H257L258 175V173H260L258 176L257 175H253V178H251V174H253V173ZM17 175H16V174ZM20 173H23V174H20ZM37 173V174H36ZM42 173V174H41ZM48 173V174H47ZM66 173V174H65ZM187 173V174H186ZM201 175H200V174ZM209 173H212V175L210 174V176H208L209 175ZM214 173V174H213ZM262 173V174H263ZM39 174V176H37ZM43 175L44 174V176L43 177H45V178H43L42 177V179H41V175ZM46 174V175H45ZM50 174V175H49ZM55 174H56V176H55ZM59 174H60V176H59ZM64 175V177L62 176L61 177V175ZM181 174V175H182ZM192 174V175H191ZM13 175H15L14 177H13ZM30 175V176H29ZM53 175V176H52ZM67 175V176H66ZM187 175H189V176H187ZM193 175H194V179H193ZM199 175V176H198ZM216 175V176H215ZM18 176H22V179L20 178V177H18ZM51 176L53 177V179H55V178H58V179H61V180H58L57 179V182H55L56 180H54L53 181V179H51ZM55 176V177H54ZM57 176H59V177H57ZM153 176V175H152ZM164 176V175H163ZM201 176H203L202 178H201ZM208 176V178H205V177H207ZM215 178H214V177ZM219 178H218V177ZM29 177H30V180L28 181V180H26V179H29ZM46 177H47V179H46ZM50 177V178H49ZM186 177H190V179L189 178H186ZM212 178V179H210V178ZM216 177H217V179H216ZM49 178V179H48ZM64 178H65V180H64ZM183 178V177H182ZM200 178V179H199ZM204 178H205V180H204ZM231 178V179H230ZM234 178V179H233ZM236 178V179H235ZM250 178V179H249ZM256 178V179H257ZM31 179H33L32 181H33V183H34V187L32 188V181H31ZM35 179V180H34ZM187 179H189V180H187ZM192 179V180H191ZM197 179H198V181H197ZM208 179H210V180H208ZM225 179V180H224ZM227 179V180H226ZM233 179V180H232ZM255 179V180H256ZM9 180H7L8 182H9ZM16 180V179H15ZM37 180V181H36ZM50 180H51V182H50ZM66 180H67V182H66ZM194 180V181H193ZM203 180V181H202ZM7 181H5L6 182V185H8V182ZM28 181V182H27ZM31 181V182H30ZM39 181V182H38ZM60 181H61V183H60ZM70 181V182H69ZM93 183L94 184H97L96 182V178H93ZM174 181V180H173ZM197 181V182H196ZM234 181V182H233ZM248 181V182H247ZM250 181H253V182H251L250 183ZM20 182V181H19ZM29 183V184H31V185H29V184H27V183ZM55 182V183H54ZM63 182V183H62ZM188 182H192V183H188ZM194 182H196L195 184H194ZM212 182V183H211ZM223 182V183H222ZM228 182V183H227ZM10 183V182H9ZM38 183H39V185H38ZM43 183V184H42ZM47 183V184H46ZM67 183V184H66ZM70 183V184H69ZM74 183V184H73ZM183 183H185V184H183ZM189 184L190 185V187H189V185H187V184ZM199 183V184H198ZM41 184V185H40ZM46 184V185H45ZM52 184H54V185H52ZM76 184V185H75ZM182 184L184 185V187L182 186ZM198 185L199 187L201 186V187H203V188H208L207 190H208V194H210V192H211V194L209 195V197H212V193H214L213 195L216 197V195L219 193V194H221L220 196H219V194H218V197H221V196H223V197H221V198H218V199H223V204L221 203L220 204V202H219V205L221 206V208H223L224 209V211H225V213H226V211H230L231 213L227 216V217H230V218H227V217H225V220H226V222H225V220H224V218H222V219H219L218 218V216H215V213H213V215H212V212L214 211V210H212L211 209V205H209V204H211V202H212V200H214V199H212V198H210V199H212L211 201H210V199H208L209 200V202H208V200H203V201H207V203H208V205L206 204V203H203V204H205V209L206 210H212V211H210V212H208V211H201V209H202V207H203V209L202 210H205L204 209V205L202 204V203H199L200 201L198 200V202H196L197 200L196 199H194V197L192 196V198H193V200L194 201H192V199H190V198H188L189 197V194H193L194 192V189H196L193 185ZM200 184H204V186H202V185H200ZM224 184V185H223ZM231 186H230V185ZM48 185V186H47ZM181 185V186H180ZM225 185L227 186V187H225ZM235 185V186H234ZM243 185H245L246 187H242ZM28 186H30V187H28ZM41 186H42V188H41ZM47 186V187H46ZM62 186V187H61ZM74 186V187H73ZM156 186H158V189L156 190ZM173 186V187H172ZM176 186H178V187H176ZM189 188H188V187ZM234 188H233V187ZM238 188H237V187ZM248 186V187H247ZM26 187V188H25ZM27 187H28V189H27ZM45 187V188H44ZM56 187V190L55 189H53V188H55ZM153 187V188H154ZM192 187H194V188H192ZM230 187H232V188H230ZM36 189V191H35V189ZM39 190H38V189ZM49 188H50V190H51V192L53 193L54 192V194L52 195V193L50 192V190H49ZM62 188H64V189H62ZM75 188V189H74ZM175 190H174V189ZM227 188V189H226ZM239 188H242V189H239ZM245 188H249L248 190L247 189H245ZM23 189H25V190H23ZM26 189H27V192H26ZM46 189V190H45ZM62 189V190H61ZM187 189V191L186 192H184L183 190H186ZM190 189L192 190V191H190ZM229 189H230V191H232V192H229ZM238 189V190H237ZM245 189V190H244ZM30 190V191H29ZM32 190H34V191H32ZM41 190V191H40ZM55 190V191H54ZM70 190V191H69ZM78 192H77V191ZM151 190V191H150ZM171 190H173V191H171ZM183 191V194H181L182 192H180V191ZM225 190H228V192L227 191H225ZM237 190V191H236ZM244 190V191H243ZM247 190V191H246ZM44 191H46V192H44ZM170 191L171 192H173V194L172 193H170ZM179 191V192H178ZM196 191H198V190H196ZM195 191V192H196ZM213 191V192H212ZM239 191V192H238ZM254 191H257L258 193H261L262 192V190L261 189H254ZM31 192V193H30ZM32 192H33V194H32ZM35 192H38L39 193V195L40 196H38V194L37 193H35ZM41 192H43V193H41ZM70 192H72V193H70ZM188 192H190V193H188ZM62 193V194H61ZM75 193V194H74ZM77 193V194H76ZM88 193H86V194H88ZM170 193V194H169ZM174 193H176L177 194V196H180L181 198H182V196H183V198L181 199L180 197H176L175 195H174ZM188 194V197L186 198L185 196H187V194ZM197 193V192H196ZM223 193V194H222ZM232 193H234V196L232 197L231 195H232ZM237 193V194H236ZM239 193L241 194V195H239ZM61 196H60V195ZM74 194V195H73ZM179 194V195H178ZM195 194V193H194ZM224 194L226 195V197L224 196ZM263 194H264V190H263ZM39 197H37V196ZM45 195V196H44ZM49 195V196H48ZM56 195V196H55ZM63 195V196H62ZM166 195H169V199H168V196H166ZM173 195V196H172ZM182 195V196H181ZM191 195H190V197H191ZM238 195V196H237ZM34 196V197H33ZM51 196V197H50ZM55 196V197H54ZM208 196V195H207ZM206 196V197H207ZM213 196V197H214ZM250 196H252V194H250L248 197H250ZM26 197V198H27ZM37 197V198H36ZM56 197H57V199H56ZM160 197V198H159ZM165 197H167V199H165L164 200V198ZM173 197H175V199L173 200L172 198ZM209 197H207V198H209ZM236 197V198H235ZM111 198H115V197H111ZM163 198V199H162ZM170 198H171V200H170ZM181 199L182 200V202H180L181 200H179V199ZM184 198H186L187 200H191L192 201V206H194V205H196L197 203L199 204V205H197V207L196 206H194V208H196V209H194L193 207L191 208V202L190 203H188V202H186L187 200H184ZM35 199H37L36 201H35ZM56 199V200H55ZM59 199H61V201H59ZM117 199V198H116ZM137 199V198H136ZM216 199H217V197H216ZM215 199V200H216ZM226 199V200H225ZM232 199V200H231ZM29 200V201H28ZM32 200H34V201H32ZM44 200H46V204L44 203L45 201ZM49 200V201H48ZM64 202H63V201ZM123 200H125V201H123ZM162 200V202L160 203V201ZM168 200H170V203H169V205H168V203L167 202H169ZM173 200V201H172ZM177 200H178V202H177ZM237 200V201H236ZM42 201V202H41ZM73 201V202H72ZM128 201H130V202H128ZM132 201H133V204H132ZM165 203H164V202ZM185 201V202H184ZM202 201V202H203ZM227 201V202H226ZM32 202H34V203H32ZM36 202V203H35ZM38 202V203H37ZM41 202V203H40ZM52 202V203H51ZM66 202V203H65ZM135 202V203H134ZM144 202H146V205H145V203ZM172 202H174V204L172 203ZM176 202V203H175ZM235 202V203H234ZM23 203H26L25 205L23 204ZM44 203V204H43ZM51 203V204H50ZM56 203V204H55ZM126 203H128V204H126ZM137 203V204H136ZM139 203V204H138ZM143 203V204H142ZM147 203H148V206H147ZM163 203V204H162ZM181 203H183V204H181ZM187 203L189 204V206L187 205ZM21 204V205H20ZM28 204H31L30 205V207H29V205ZM36 204V205H35ZM48 204V205H47ZM140 204H142V205H144V206H142V205H140ZM149 204H151L150 206H149ZM202 204V205H201ZM20 205V206H19ZM23 205V206H22ZM34 205V206H33ZM37 205H39L40 207H38ZM42 205V206H41ZM127 205V206H126ZM133 205V206H132ZM135 205V206H134ZM137 205V206H136ZM158 205V206H157ZM171 205L173 206V207H171ZM182 205V206H181ZM219 205H217V206H219ZM236 205V206H235ZM239 205V206H238ZM22 206V207H21ZM44 206V207H43ZM61 206V207H60ZM140 206V207H139ZM142 206V207H141ZM169 206V207H168ZM185 206V207H184ZM190 207L189 208V211L186 213V211L183 213V211H184V209H182V208H186V207ZM198 206H200L201 207V209H200V211L202 212H200L199 211V209H197L198 208ZM216 206V207H217ZM241 206V208H238V207H240ZM20 207V208H19ZM24 207V208H23ZM26 207H28V209H30L31 211L33 210H36V208L38 209H41L40 210V213H39V215H35V216H33L32 215V213L31 212H29V214H28V216L26 217V219H20V215H23L24 213H26L25 212V210H26ZM34 207V208H33ZM46 207V208H45ZM133 207V208H132ZM150 207V208H149ZM168 207V208H167ZM199 207V208H200ZM225 207V208H224ZM12 208V207H11ZM15 208H16V210L18 211V213H17V211H15ZM56 208H58V209H56ZM163 208V210H162V212H161V209ZM24 209V210H23ZM53 209V210H52ZM68 209V210H67ZM158 209H160V210H158ZM172 209L174 210V211H172ZM188 209V208H187ZM222 209V210H223ZM240 209V214H238L239 213V210ZM20 210H23V211H20ZM52 210V211H51ZM62 212H61V211ZM168 210H170L169 212H168ZM186 210V209H185ZM191 210V211H190ZM192 210L194 211V212H196L195 214L193 213V218L195 219H193L194 220V222L191 220V214H189V213H191L192 212ZM197 210V211H196ZM219 210V209H218ZM232 210V211H231ZM50 211V212H49ZM56 211V212H55ZM166 211V213L165 214H163L164 212ZM182 211V212H181ZM220 211V210H219ZM234 211H235V213L236 214H234ZM237 211V212H236ZM242 211H243V213L245 214V217H242V221H241V215L243 216V213H242ZM248 211V212H247ZM14 212H15V214H14ZM69 212H70V215H69ZM153 212V213H152ZM179 212H180V214L182 213V215H180L179 214ZM207 212V213H206ZM47 213V214H46ZM50 213V214H49ZM53 213V214H52ZM60 215H59V214ZM61 213L63 214L62 216H61ZM201 213V214H200ZM209 213V214H208ZM242 213V214H241ZM246 213H248L247 215H250L249 217H251V218H249L248 216V219H246ZM10 214V215H9ZM45 214V215H44ZM49 214V215H48ZM160 214H162V215H160ZM168 214H170V215H168ZM187 214V215H186ZM189 214V215H188ZM15 215V216H14ZM43 215V216H42ZM48 215V216H47ZM55 215V216H54ZM61 216V217H58V216ZM67 215V216H66ZM71 215H72V217H71ZM148 215V216H147ZM164 215V216H163ZM168 215V216H167ZM196 215L198 216L199 215V217H198V219L196 218ZM211 215L213 216L212 218H211ZM230 215H232V216H230ZM239 217V220L242 222V223H238V222H240V221H235L236 220V217ZM237 215H239V216H237ZM16 216H18V217H16ZM49 216H50V219H48L49 218ZM52 216V217H51ZM66 217V219L65 218H63V217ZM71 218H70V217ZM151 216V217H150ZM153 216V217H152ZM167 218H166V217ZM187 216H189L188 217V219H187ZM216 217V219H219V220H221V221H223V222H225V224L228 226V225H230V226H232L233 224H235L236 222L239 224H237V225H233L232 227H230V226H228V228H227V226H225L224 227V225H223V222H219L218 224L219 225H216L217 223V221H216V219H215V217ZM30 217H32L31 219H30ZM42 217V218H41ZM159 217H161V218H159ZM8 218H10V220L8 219ZM29 218V219H28ZM35 218V219H34ZM69 218V219H68ZM169 218H171V219H169ZM184 220H182V219ZM210 218V219H209ZM228 220H227V219ZM253 218V219H252ZM16 219V220H15ZM28 219V220H27ZM39 219V220H38ZM42 221H41V220ZM47 219H48V221L49 222H47L48 223V225H46L45 226V224H47L46 223V221H47ZM72 219V220H71ZM172 219H173V221H172ZM178 220V222H177V220ZM181 219V220H180ZM186 219V220H185ZM233 219V220H232ZM238 219V218H237ZM243 219H245V221H243ZM20 220V221H19ZM29 220H31L30 222H29ZM34 220H36V221H34ZM59 220H61V222L59 221ZM63 220V221H62ZM162 220V221H161ZM167 220V221H166ZM169 220V221H168ZM176 220V221H175ZM191 222H190V221ZM204 220V221H203ZM232 222H231V221ZM256 220V221H255ZM26 221V222H25ZM39 221V222H38ZM75 221V222H74ZM150 221V222H149ZM161 221V222H160ZM164 221V222H163ZM172 221V222H171ZM175 221V222H174ZM181 221H183V222H181ZM212 221H216L215 223L214 222H212ZM234 221V222H233ZM37 222V223H36ZM157 222V223H156ZM160 222V223H159ZM178 224H177V223ZM205 222V223H204ZM22 223V224H21ZM24 223V224H23ZM30 223V224H29ZM43 223V224H42ZM71 223V224H70ZM154 223V224H153ZM156 223V224H155ZM160 225H159V224ZM166 223H167V225H166ZM185 223V224H184ZM233 223V224H232ZM259 223V222H258ZM174 224V225H173ZM189 224V225H188ZM202 224H204V226L202 225ZM208 224H210V225H208ZM232 224V225H231ZM28 225V226H27ZM52 225V226H51ZM72 225V226H71ZM148 225V226H147ZM177 225V226H176ZM198 225V228L196 227ZM201 225V226H200ZM259 225H261V224H259ZM27 226V227H26ZM45 226V227H44ZM51 226V227H50ZM59 226V228H56V227H58ZM60 226L63 228H60ZM64 226V227H63ZM71 226V227H70ZM147 226V227H146ZM156 226H158V227H160L161 228V231L159 230V228L157 227L156 228ZM205 226H207V227H205ZM256 226V227H255ZM30 227V228H29ZM38 227V228H37ZM41 227H42V229H41ZM44 227V228H43ZM50 227V228H49ZM127 227H129V229L131 230L130 232H129V229H127ZM146 227V228H145ZM163 227V228H162ZM194 227V228H193ZM214 227V228H213ZM255 227V228H254ZM49 228V229H48ZM65 228V229H64ZM69 228H70V230H69ZM117 228H119V229H117ZM152 228H154L153 230H152ZM169 228V229H168ZM196 228H197V231H196ZM204 228V229H203ZM206 228H208V229H206ZM220 228V229H219ZM23 229V230H22ZM26 229V230H25ZM38 229V230H37ZM46 229H48V230H46ZM126 229H127V231H126ZM147 229V230H146ZM156 229V230H155ZM213 229H215V231L213 230ZM226 229V230H225ZM228 229V230H227ZM24 230H25V232H24ZM36 230V231H35ZM124 230V231H123ZM146 230V231H145ZM155 230V231H154ZM157 230H158V232H159V235H157V236H155L154 234L157 232ZM166 230V231H165ZM182 230V231H181ZM207 230H208V232H207ZM218 230H220V231H218ZM16 231V232H15ZM18 231H20L19 233H21L22 234V236L19 234V236L17 235V233H18ZM42 231H43V233H42ZM56 231H58V234H57V232ZM145 231V232H144ZM150 233H149V232ZM153 231V232H152ZM165 231V232H164ZM216 231H217V233H218V235H217V233H216ZM37 232H38V234H37ZM47 232V233H46ZM56 232V233H55ZM124 232H126L125 234H124ZM139 232H141V234H137V233H139ZM142 232H144L145 234L143 235L142 234ZM168 232H169V235H168ZM198 232V233H197ZM260 234H258V233ZM28 233H29V235H28ZM35 233V234H34ZM129 233V234H128ZM134 235L135 234V236H133L132 234ZM146 233H149L148 235H150V234H152V236L150 235V236H146ZM166 233V234H165ZM190 233V234H189ZM204 233H206V235H204ZM208 233L210 234H213V235H208ZM264 233V232H263ZM262 233V234H263ZM26 234V235H25ZM121 236H120V235ZM175 234V235H174ZM195 234H197V235H195ZM221 234V235H220ZM17 235V236H16ZM41 235H43V236H41ZM57 237H56V236ZM118 235V236H117ZM130 235V236H129ZM138 235H139V237H138ZM173 235V236H172ZM215 235V236H214ZM234 235H235V238L233 239V237H234ZM258 235V236H257ZM25 236V237H24ZM53 236V237H52ZM129 238H127V237ZM144 236V237H143ZM162 236V237H161ZM165 238H164V237ZM177 236H178V238H177ZM206 236V237H205ZM210 236V237H209ZM253 236H255V237H253ZM13 237H14V239H13ZM19 239H18V238ZM117 237V238H116ZM134 237H135V239H134ZM147 237V238H146ZM151 237V238H150ZM155 237V238H154ZM159 237H161V239L159 238ZM173 237H175L176 238V240H174L175 238H173ZM205 237V238H204ZM214 237H216V238H214ZM219 237V238H218ZM222 237H224L223 239H220V238H222ZM264 237V236H263ZM18 240H17V239ZM23 238V239H22ZM25 238V239H24ZM44 238V239H43ZM45 238H47V239H45ZM49 238H52V240L51 239H49ZM119 238V240H117ZM136 238H138L137 240H136ZM159 238V239H158ZM179 238H181V239H179ZM211 238V239H210ZM226 238V239H225ZM254 238V239H253ZM12 239L14 240V242H12L11 243V241H12ZM35 239V240H34ZM112 239V240H111ZM120 239H121V241H120ZM134 241H133V240ZM153 239H155V240H153ZM163 239V240H162ZM169 239V240H168ZM179 239V240H178ZM195 239V240H194ZM219 239V240H218ZM236 239V240H235ZM254 241H253V240ZM260 239V240H261ZM9 240V241H8ZM11 240V241H10ZM17 240V241H16ZM23 240V241H22ZM57 240V241H56ZM114 240H115V242H114ZM123 240V241H122ZM152 240V241H151ZM159 240V241H158ZM194 240V241H193ZM3 241H5V243L3 242ZM110 241H112V243H115V244H117V245H115V244H111L110 243ZM138 243H137V242ZM156 241H158L159 242V244H158V242H156ZM161 241L163 242L162 243V245L163 244H165V245H160L161 244ZM190 241V243H188V242ZM212 241V242H211ZM214 241V242H213ZM221 241V242H220ZM30 242H32V243H30ZM53 242V243H52ZM120 242H121V244H120ZM143 242H145V243H143ZM152 242H154V243H156V244H154V243H152ZM166 242V243H165ZM168 242H169V246H168ZM175 242V243H174ZM177 242V243H176ZM191 242H193V243H191ZM254 242H255V244H254ZM20 243V244H19ZM109 243V244H108ZM119 243V244H118ZM180 243H182L183 245H187V246H189L190 247V249H191V251L192 252H194L193 253V255H195L194 256V259L191 261L190 260V258L187 256V253L185 252L186 251V249L183 247V249H185V250H182L181 248H182V246H180V245H182V244H180ZM195 243V244H194ZM253 243V244H252ZM5 244V245H4ZM7 244V245H6ZM11 244H14L13 246H14V248H12L10 245ZM22 244V245H21ZM32 244V245H31ZM53 244V245H52ZM56 244V245H55ZM111 244V245H110ZM137 244H139V245H137ZM145 244H147V245H145ZM207 244H208V246H207ZM214 244V245H213ZM9 245V246H8ZM16 245V246H15ZM107 245H109V246H107ZM115 245V246H114ZM145 245V247H144V249H141V248H143V246ZM171 245H173V246H171ZM177 245V246H176ZM191 245V246H190ZM29 246V247H28ZM30 246H32V248L30 247ZM52 246H54L53 248H52ZM92 246H95V247H98V248H96L98 251V253L97 254H95V251H96V249L95 248H91ZM106 246V247H105ZM111 246V247H110ZM123 246H124V248H123ZM138 246V247H137ZM151 248H153V249H151ZM157 247V248H155V247ZM172 247L173 249H171V248H169V247ZM209 246H211V247H209ZM257 246V247H256ZM4 247H5V249L6 248H8L9 247V250L8 251H5V250H3L4 249ZM11 247V248H10ZM90 247V248H89ZM105 248L104 250L107 252V249L108 250H110V251H108L107 253L104 251V250H102L101 251V248ZM197 249H196V248ZM203 247V248H202ZM93 249L94 251H93V254H92V250H89L88 251V249ZM120 248H123V249H120ZM129 250H128V249ZM205 248V249H204ZM14 249V250H13ZM18 249V250H17ZM31 249V250H30ZM55 249V250H54ZM127 249V250H126ZM157 249L158 251H155V250ZM160 249V250H159ZM167 251H166V250ZM193 249V250H192ZM1 250H3L4 252H7V253H5L4 254V252L2 251L1 252ZM61 249H59L58 251H60ZM118 250H119V252H118ZM121 250V251H120ZM138 250H140V251H138ZM151 252H150V251ZM164 250V251H163ZM169 250V251H168ZM176 252H175V251ZM179 250V251H178ZM202 250H204V251H202ZM77 251H81V253L79 252H77ZM87 251V252H86ZM112 251V252H111ZM122 251H123V253H122ZM124 251H125V253H128V255L126 254H124ZM138 251V252H137ZM199 251V252H198ZM50 252H51V254H50ZM63 252H67L66 250H63ZM86 252V253H85ZM89 252H91V253H89ZM102 252V253H101ZM110 252V253H109ZM137 252V253H136ZM142 252V253H141ZM155 252H157V253H155ZM198 252V253H197ZM9 253H10V255H9ZM76 253H78V254H76ZM99 253H101V254H99ZM111 253H113V254H111ZM115 253H116V255H115ZM139 253V254H138ZM152 254V256L154 257H152L151 256V254ZM165 253V254H164ZM203 253V254H202ZM205 253V254H204ZM3 254V255H2ZM12 254V255H11ZM20 256H19V255ZM46 254V257L45 258H49V259H44V258H42V256L44 257V255ZM50 254V255H49ZM69 255V251L65 254V255ZM83 254H85V255H83ZM87 254H91L90 256H88ZM98 254H99V256H98ZM104 254H106V255H104ZM109 254H111V256L109 255ZM129 254H130V256H129ZM140 254H141V257H140ZM146 254V255H145ZM149 254V255H148ZM161 254V255H160ZM6 257H5V256ZM16 255V256H15ZM77 255L78 256H80L79 258L77 257ZM93 255H94V257H93ZM101 255H103L102 257H101ZM123 255V256H122ZM142 255H143V257H145V261H144V259L142 258ZM155 255H158V256H155ZM167 255V256H166ZM206 255V256H205ZM256 255V256H255ZM10 256V257H9ZM13 256V257H12ZM19 256V257H18ZM38 256H39V258H38ZM52 256H54V255H52ZM83 256V257H82ZM84 256L86 257L85 258V260H83L84 259ZM114 256L116 257V258H114ZM117 256H118V258H117ZM132 256H134V258L132 257ZM150 256L154 259H152V258H150ZM211 256V257H210ZM7 257H9V259L7 258ZM110 257H112V259L114 260V261H112V259L110 258ZM123 257V258H122ZM138 257H140V258H138ZM149 257V258H148ZM156 257V258H155ZM160 259H159V258ZM167 257V258H166ZM183 257V258H182ZM213 257H214V260H213ZM220 259H219V258ZM227 257V258H226ZM232 257H233V259H232ZM3 258V259H2ZM11 258V259H10ZM16 258V259H15ZM17 258H18V260H17ZM40 258H42V259H40ZM51 258L53 259V260H51ZM68 258H66V259H68ZM97 260H96V259ZM102 258L104 259L103 261H102ZM131 258V259H130ZM166 258V259H165ZM185 258H186V261H185ZM9 261H8V260ZM15 259V260H14ZM22 259H23V262H22ZM38 259L40 260V261H38ZM72 259L74 260V259H76L75 261H72ZM94 259V260H93ZM101 259V260H100ZM117 261H116V260ZM132 259H134V260H132ZM143 259V260H142ZM147 259V260H146ZM158 259V260H157ZM163 259H165L166 260V262L163 260ZM168 259V260H167ZM218 259L219 260H221V263H218L219 261H218ZM11 260V261H10ZM12 260H14L13 262H12ZM17 260V261H16ZM42 260H43V262H42ZM44 260H45V262H44ZM50 260V261H49ZM62 260V264H66L65 262L63 263V258L61 259ZM80 260V261H79ZM142 260V262L140 263V261ZM164 262H163V261ZM189 260V261H188ZM203 262V263H201V261ZM216 260V261H215ZM7 261H8V263H7ZM27 261V262H26ZM47 261V262H46ZM51 261H52V263H51ZM118 261H119V263H118ZM144 261V262H143ZM158 261H159V263H158ZM183 261V262H182ZM199 261V262H198ZM224 263H223V262ZM255 261H257V262H255ZM264 261V260H263ZM3 262V264H5ZM10 262V263H9ZM12 262V263H11ZM17 262V263H16ZM74 262H76V263H74ZM114 262V263H113ZM117 262V263H116ZM123 262V263H122ZM134 262V263H133ZM148 262V263H147ZM154 262V263H153ZM188 262V263H187ZM194 262V263H193ZM215 262V263H214ZM226 262V263H225ZM37 263V264H38ZM176 263V264H177ZM59 264H61V261L59 262ZM68 264V263H67ZM260 264H264V262H260Z\"/></svg>",
  "mask_w": 264,
  "mask_h": 264
},
{
  "label": "bare ground",
  "instance_id": "6f19581e",
  "mask_svg": "<svg viewBox=\"0 0 264 264\" xmlns=\"http://www.w3.org/2000/svg\"><path fill=\"white\" fill-rule=\"evenodd\" d=\"M58 1V2H57ZM227 1V3L230 1V2H232L233 4H235V7H236V3H234V1H239V2H241L242 3V5L241 6H243V8H244V12H241L240 13V18L241 19H239V20H241V22L239 23L240 24V29H237V31H236V34H235V37H233V39H235V40H237L238 42H240V44H241V42L243 43V41L245 42V43H247V44H250V43H252V40H250V38L251 37H257V36H255L254 35V33H255V30H259V31H262L263 33H264V0H226ZM148 2V1H147ZM162 2H165V0L164 1H161V4H162ZM238 2V3H239ZM56 5H58L57 7H59V8H57V9H59V12H58V14H59V21H58V23H59V29L58 30H60L58 33H59V36H58V45H59V47H60V51H61V59H60V61H61V63H68V62H70L71 61V59H69L68 60V57H72V58H77V56H78V50H79V48H80V45L82 44V42H84V41H82V39H80V38H83L84 36L87 38V39H105L106 40V34H109V35H113V33L114 34H119V33H126V31L125 32H123L126 28L125 27H127V30L129 31V28H131V26L129 25V24H131L132 22L134 23V22H136L137 23V26L139 27V26H141L142 24H146V23H144L143 22V20L142 21H140V16L142 17L143 16V14H144V4L146 3L145 2V0H56ZM151 3H153V2H151ZM150 3V4H151ZM173 4V3H172ZM177 4V3H176ZM175 5V4H174ZM177 5H179V4H177ZM177 5H175L176 7H171V8H169V9H167L166 11H162L163 13H166L165 15L167 16L168 14H169V18H166L164 15H163V13L159 16V19H160V25L158 26L159 28V30L161 31H159L161 34H163L162 33V31L164 32H167V33H169L170 35H173L174 37L176 36H178L179 37V35H178V33L180 32V31H182L180 28H178V26L179 25H181V26H185V25H190V23L189 22H191V20L192 19H190V17H191V15H192V13H196L197 15H198V12L199 11H201L200 10V8L198 7H196V8H194L193 10H191V11H186V10H184V9H182V8H184L183 6H182V8H181V6L179 5V6H177ZM228 5V4H227ZM232 5V4H231ZM238 5V4H237ZM240 5V4H239ZM173 6V5H172ZM148 7H149V5H148ZM147 7V8H148ZM161 7V6H160ZM227 7V6H226ZM233 7V6H232ZM239 7V6H238ZM146 8V7H145ZM243 8H242V10H243ZM151 9V8H150ZM163 9H165V7L163 8ZM190 9V8H189ZM188 9V10H189ZM231 9V8H230ZM233 9H234V7H233ZM148 10V9H147ZM162 10V9H161ZM161 10H160V12H161ZM241 10V11H242ZM151 11V10H150ZM146 12V11H145ZM201 13V12H200ZM199 13V14H200ZM146 14V13H145ZM148 14V13H147ZM146 14V15H147ZM154 14H155V12H154ZM156 15V14H155ZM155 15H154V17H155ZM148 16H149V14H148ZM157 16V15H156ZM164 16V17H163ZM199 16V15H198ZM153 17V16H152ZM173 17V18H172ZM143 18V17H142ZM193 18V17H192ZM144 19V18H143ZM166 19H168V20H166ZM196 19V18H195ZM194 19V20H195ZM58 20V19H57ZM94 20H98V23H95L94 22ZM157 20H158V18H157ZM197 20V19H196ZM196 20H195V22H196ZM145 22H146V20H144ZM159 21V20H158ZM195 22H193V20H192V23L191 24H194L195 25ZM222 22V21H221ZM220 22V23H221ZM239 22V21H238ZM92 23H94V24H92ZM134 25V24H133ZM147 25H148V23H147ZM135 26V25H134ZM144 26H146V25H144ZM238 26V25H237ZM1 27V26H0ZM120 27H122L123 29H121ZM142 27V26H141ZM188 27H190V26H188ZM2 28V27H1ZM134 28V27H133ZM145 28V27H144ZM183 28V27H182ZM135 29H136V27H135ZM138 29H141V28H138ZM146 29V28H145ZM187 29H189V28H187ZM191 29V28H190ZM235 29V28H234ZM132 30V29H131ZM131 30H130V32H131ZM127 31V32H128ZM133 32H135V30H132ZM179 31V32H178ZM188 32L187 33H189L191 30H187ZM133 32H131V33H133ZM139 32V31H138ZM137 32V33H138ZM185 32V34H183ZM137 33H135L136 35H137ZM140 33H141V31H140ZM134 34V33H133ZM175 34V35H174ZM180 34V33H179ZM181 34H183L182 36H184V35H187L186 34V31L184 30V31H182L181 32ZM256 34V33H255ZM258 34V33H257ZM260 34V33H259ZM125 35V34H124ZM136 35H133V36H136ZM168 35V34H167ZM169 35V38L171 37ZM253 35V36H252ZM262 35H264V34H261V36ZM132 36V35H131ZM143 36V35H142ZM142 36H139V38L140 37H142ZM84 37V38H85ZM92 37V38H91ZM114 37H116V36H114ZM119 38H120V36H118ZM128 37V36H127ZM136 37H138V35L136 36ZM135 37V38H136ZM168 37V36H167ZM175 37V39H177ZM181 37V36H180ZM259 37V36H258ZM107 38H109V37H107ZM122 38V37H121ZM143 38V37H142ZM141 38V39H142ZM173 38V37H172ZM260 38V37H259ZM263 38V37H262ZM92 39V40H93ZM98 39V40H99ZM110 39H112V38H110ZM134 39V38H133ZM174 39V38H173ZM178 39H180V38H178ZM256 39V38H255ZM264 39V38H263ZM84 40V39H83ZM119 40H121L122 41V39H118V40H116V38H115V41H114V39H113V42L116 44V42H118V43H120V41ZM126 40V39H125ZM124 40V41H125ZM137 40H139V39H137ZM168 40V39H167ZM166 40V41H167ZM220 40V39H219ZM87 41V40H86ZM89 41V44H92V42H91V40H88ZM103 40H101V41H95V44L94 45H96L97 47L98 46H101V42H102ZM107 42H109L108 40H106ZM133 41V40H132ZM169 41V40H168ZM171 41V40H170ZM169 41V42H170ZM249 41H250V43H249ZM91 42V43H90ZM98 42H100L101 44H97ZM103 42H105V41H103ZM126 42V41H125ZM236 41H234V43L233 44H238V43H235ZM110 43V42H109ZM127 43H128V41H127ZM131 43V42H130ZM256 43V42H255ZM11 44V43H10ZM85 44H86V42H85ZM88 44V43H87ZM104 44L105 43H103V46H104ZM111 44H112V41H111ZM111 44H109V45H111ZM114 44V45H115ZM121 44V43H120ZM129 44V43H128ZM240 44H238V45H240ZM247 44H245V46H247ZM252 44H254V43H252ZM259 44H261V43H259ZM57 45V46H58ZM106 45H107V43H106ZM113 45V44H112ZM117 45H119V44H117ZM124 45V44H123ZM122 45V46H123ZM127 45V44H126ZM237 45V46H238ZM258 45V44H257ZM256 45V46H257ZM262 45V44H261ZM82 46V45H81ZM84 46V45H83ZM82 46V47H83ZM87 46V45H86ZM91 46V45H90ZM89 46V47H90ZM95 46V47H96ZM236 46V45H235ZM241 46V45H240ZM255 46V45H254ZM253 46V47H254ZM13 47V46H12ZM14 47H15V45H14ZM18 47V46H17ZM88 47V46H87ZM92 47H93V45H92ZM96 47V48H97ZM111 47V46H110ZM114 47V46H113ZM117 47V46H116ZM262 47V46H261ZM101 48V49H100ZM99 49L100 50H104L105 48L107 49L108 47H100ZM115 48V47H114ZM127 48V47H126ZM149 48V47H148ZM148 48H145V49H148ZM151 48V47H150ZM260 48V47H259ZM8 49V48H7ZM11 49V48H10ZM14 49V48H13ZM16 49V48H15ZM81 49H83V48H81ZM89 49H91V48H89ZM98 49V48H97ZM97 49H96V51L95 52H98L97 51ZM98 49V50H99ZM112 49V48H111ZM121 49V48H120ZM254 49V48H253ZM258 49V48H257ZM262 49V48H261ZM261 49H259V50H261ZM30 50V49H29ZM28 50V51H29ZM84 50H86V49H84ZM123 50V49H122ZM121 50V51H122ZM126 51H128L127 49H125ZM247 50V49H246ZM250 50V49H249ZM14 51V50H13ZM80 51V50H79ZM87 51V50H86ZM89 51V50H88ZM90 51H92V50H90ZM89 51V52H90ZM118 51V53H119V50H117ZM120 51V52H121ZM140 51V50H139ZM100 52V51H99ZM111 52V51H110ZM135 53H137L136 51H134ZM223 51H221V53H222ZM226 51H224V53H225ZM235 52V51H234ZM245 52V51H244ZM60 53V52H59ZM83 53H84V55H83ZM100 53H102V52H100ZM100 53H99V55H100ZM107 53V52H106ZM124 53H126V52H124ZM134 53V54H135ZM140 53V52H139ZM40 54V53H39ZM81 54V53H80ZM88 53H86V55H87ZM92 54V53H91ZM89 55V58L90 57H92V55ZM108 54H110V53H108ZM108 54H105V55H107L108 57H105V58H110V59H112L113 61H116V60H119V58H118V55L117 56H115V53H114V56H111V57H109V55ZM112 54V53H111ZM128 54H130V53H128ZM151 55H153L152 53H150ZM156 54V53H155ZM154 54V55H155ZM235 54V53H234ZM245 54V53H244ZM249 54V53H248ZM59 55V54H58ZM82 55L84 56V58L85 57H88V55L86 56L85 55V52H82ZM81 55V56H82ZM102 55H104V54H102ZM119 55H120V53H119ZM124 55V54H123ZM122 55V56H123ZM140 55V54H139ZM153 55V56H154ZM239 55V54H238ZM60 56V55H59ZM80 56V57H81ZM98 56V55H97ZM121 56V55H120ZM224 56H225V54H224ZM229 56V55H228ZM242 56H243V54H242ZM254 58H253V60H255L256 62H258V64H259V62L260 61H263L264 60V49H263V51H255L254 52V54L252 55ZM251 56V57H252ZM102 56L100 55V56H98V58H101ZM104 57H102L101 58V60L104 58ZM129 57V56H128ZM151 57V59L153 58L152 56H149V58ZM241 57V56H240ZM250 57V58H251ZM78 58H79V56H78ZM83 58V57H82ZM93 58V57H92ZM90 59L92 62H93V60L94 61H96V59ZM95 58V57H94ZM122 58V57H121ZM124 58H126V57H124ZM148 58V57H147ZM115 59V60H114ZM235 59H236V57H235ZM233 57L232 58H228V59H223V58H214L213 60H209L210 62L209 63H207L206 65H205V68L206 69H204V70H207V71H209V73H205L204 71V74L205 75H207V76H209L210 74H212L213 75V73H215V70H217V71H223V72H225L224 71V67L226 68L227 67V69L226 70H230L231 72L232 71H236V72H241V70H243V69H246V68H244V66L243 65H245V63L247 62L246 60H242V61H239V60H235ZM252 59V58H251ZM68 62H67V61ZM86 59H84V61H85ZM98 60V59H97ZM101 60H100V62H101ZM145 60V59H144ZM148 59H146L144 62L146 63V61H147ZM153 60H156V59H153ZM159 60V59H158ZM175 60V59H174ZM66 61V62H65ZM74 61H76L77 62V60H74L73 59V62ZM88 61V60H87ZM90 61V62H91ZM107 61H109V60H107ZM111 61V60H110ZM122 61H124V60H122ZM152 61V60H151ZM208 61V60H207ZM243 61H244V63H243ZM246 61V62H245ZM248 61H249V63H250V59H248ZM97 62V61H96ZM103 62V61H102ZM102 62L100 63V64H102ZM121 62V61H120ZM150 62V61H149ZM171 62H174V61H171ZM170 62V63H171ZM175 62H176V60H175ZM181 62V61H180ZM180 62H177L178 64H180ZM206 62V61H205ZM255 62V63H256ZM72 63V62H71ZM80 63V62H79ZM79 63H77L78 65H79ZM86 63V62H85ZM106 63V62H105ZM108 63V62H107ZM111 63V62H110ZM109 63V64H110ZM159 63H161V60H160V62ZM166 63V62H165ZM183 63V65L184 64H186V65H188L186 62L184 63V62H182ZM248 62L246 63V65H250ZM254 63V62H253ZM252 63V61H251V64H253ZM254 63V64H255ZM264 63V62H263ZM60 64V63H59ZM74 64V63H73ZM72 64V65H73ZM76 64V63H75ZM76 64V65H77ZM88 64V63H87ZM109 64H108V66H109ZM153 64H154V62H153ZM157 64H158V61H157ZM162 64V63H161ZM167 64V63H166ZM169 64V63H168ZM167 64V65H168ZM175 64V63H174ZM178 64H177V66H178ZM63 64H61V66H62ZM80 65H82V63H80ZM84 65V64H83ZM82 65V66H83ZM86 65V64H85ZM84 65V66H85ZM110 65H112V64H110ZM120 65V64H119ZM149 65H151L152 66V64H149ZM159 65V64H158ZM166 65V67H169V66H167ZM182 65V64H181ZM182 65V66H183ZM261 65V64H260ZM60 66V67H61ZM75 66V65H74ZM123 66V65H122ZM144 66H147V64H145ZM154 66H156V63H155V65ZM154 66L152 67V68H154ZM162 66V65H161ZM177 66H175V68L177 67ZM50 67V66H49ZM69 67V66H68ZM68 67H67V70H70V69H68ZM103 67H105V66H103ZM116 67V66H115ZM157 67V66H156ZM171 67H172V64H171ZM251 67V66H250ZM264 64H263V66H262V70L264 71ZM22 68H24V67H22ZM28 67H26V69H27ZM29 68H31V67H29ZM63 68V67H62ZM62 68H59V69H62ZM71 68V67H70ZM83 68V67H82ZM93 68H95V67H93ZM100 68V67H99ZM112 68V67H111ZM117 68V67H116ZM120 68V67H119ZM118 68V69H119ZM126 68V67H125ZM129 68V67H128ZM127 68V69H128ZM149 68V67H148ZM165 67L163 66V71L165 70L164 69ZM179 68V67H178ZM229 68V69H228ZM243 68V69H242ZM256 68V67H255ZM255 68H253V70H255ZM258 68V67H257ZM4 69V68H3ZM79 69V68H78ZM86 69V68H85ZM88 69V68H87ZM101 69H102V67H101ZM105 69H109L108 67L107 68H105ZM112 69H114V67L112 68ZM126 69V70H127ZM158 69V68H157ZM156 69V70H157ZM190 69V68H189ZM252 69V68H251ZM83 70H84V68H83ZM93 70V69H92ZM97 69H95V71H96ZM104 69H102V72H104L103 71ZM111 70V69H110ZM116 70V69H115ZM153 70V69H152ZM159 70V69H158ZM157 70V71H158ZM249 70V69H248ZM258 70V69H257ZM261 70V68H260V70L259 71H261V72H263ZM47 71H49V69L47 70ZM66 71V70H65ZM71 71H73V69L71 68ZM76 70H74V72H75ZM81 71V70H80ZM80 71L78 70V72H79V74H80ZM90 71V70H89ZM112 71V70H111ZM135 71V70H134ZM141 71H143V70H141ZM29 72V71H28ZM74 72H73V74H74ZM97 72H98V70H97ZM101 72V73H102ZM106 72H107V70H106ZM117 72V71H116ZM127 72V71H126ZM136 72V71H135ZM144 72V71H143ZM142 72V73H143ZM154 72H156V71H154ZM161 72V71H160ZM219 72H217L218 74H219ZM222 72V73H223ZM228 72V71H227ZM230 72V73H231ZM236 72L234 73H232L233 75L235 74V75H238L239 73H237L236 74ZM245 73L247 72V70L246 71H244ZM243 71L241 72L242 73V75L241 76H243V73H244ZM260 72V73H261ZM63 72L61 71V74H62ZM66 73V72H65ZM77 73V72H76ZM94 73V72H93ZM118 73H120V72H118ZM124 73V72H123ZM122 73V74H123ZM187 73V72H186ZM229 73V72H228ZM227 73V74H228ZM248 73V72H247ZM249 73H251V71L249 72ZM253 73V72H252ZM259 73V74H260ZM5 74V73H4ZM71 74V73H70ZM99 74V72L97 73V75ZM121 74V73H120ZM120 74H118V76H120ZM138 74V73H137ZM196 74V73H195ZM193 75V73L192 74H190L189 73V76L190 75H193V77H195V76H197V74L196 75ZM201 75H200V77L201 76H203L204 74L202 73V71H201V73H200ZM203 74V75H202ZM217 74V76H221L220 74L218 75ZM226 74V73H225ZM225 74H222V76L221 77H224L223 75H225ZM51 75V74H50ZM77 75V74H76ZM84 75V74H83ZM88 75V74H87ZM89 75H90V72H89ZM88 75V76H89ZM100 75V74H99ZM126 75H128V74H126ZM136 75V74H135ZM204 75V76H205ZM211 75V76H212ZM216 75V74H215ZM234 75V76H235ZM248 75H250V74H248ZM19 76V75H18ZM51 76H53V75H51ZM91 76V75H90ZM94 76H96V75H94ZM116 76V75H115ZM140 76V75H139ZM181 77H184V76H187V75H184V76H182V75H180ZM199 76V75H198ZM226 76V75H225ZM239 76H240V74H239ZM239 76H236V77H239ZM240 76V77H241ZM253 76V78L255 77L254 75H252ZM256 76H258V74L256 75ZM262 76V75H261ZM15 77V76H14ZM98 77H100V76H98ZM104 77V76H103ZM117 77V76H116ZM116 77H114V78H112L110 81L112 82V80H114ZM124 77H125V74H124ZM132 77V76H131ZM130 77V78H131ZM147 77V76H146ZM165 76H163V74H161V76L160 77H158L157 79H160V80H162V79H164V82L166 81V80H168L169 82L170 81H172L171 79L169 80V79H165L164 78ZM210 77V76H209ZM244 77V76H243ZM251 77V76H250ZM263 77H264V75L262 76V78L261 77H259L258 76V78L260 79H263ZM18 78V77H17ZM16 78V79H17ZM50 78V77H49ZM85 78V77H84ZM118 78V77H117ZM175 78H176V76H175ZM178 78V77H177ZM180 78V77H179ZM186 78H188V76L186 77ZM190 78H192V76L190 77ZM79 79V78H78ZM97 79V78H96ZM119 79V78H118ZM117 79V80H118ZM122 79H124V78H122ZM135 79V78H134ZM157 79H155L154 81L155 82H153V81H149V80H146V79H144V78H142V77H139V78H137L135 81H132L133 82V88L131 89V90H128V91H125V97L123 98V99H121L120 101H115V102H112V104H111V106L109 107V108H107V110L105 111V113L107 112V114H106V118L104 117L103 118V120L101 121V122H99L98 124H96L93 128H91L90 129V127H89V131L85 134L86 136H84V137H86V143H85V146L84 147H80V149H81V152H80V154L78 155V156H76V157H73L72 158V160L70 159V164H69V162L67 163V164H65V166H66V168L68 169V171L69 172H66V173H69V174H67V175H69V178L68 179H70V181L72 180L73 181V179H74V181L76 180V183H78V189L80 188V189H82L81 191H83L88 185H89V193H88V191L86 192V193H88V194H83V192H79L77 195H78V200L76 201V203H71V206H72V209H70L71 210V212L73 213V219H75L76 220V224L74 225V226H72V228H71V232L70 233H68V232H66V231H62V233H59V234H61V237H59V235H58V238H61V240H60V242L58 243L62 248H59V249H61L60 251H58V250H56L55 252H53L52 250H50L51 252H52V254H51V252H50V256L49 257H52V258H55L56 259V257H61V259L63 258V263L65 262L64 260H70L69 258H68V256L70 257L71 256V253L72 252H74V251H76V250H81V248L82 247H84L85 245H87V246H90V245H88V244H93V245H95V246H99V245H101V243L103 244L104 242H108L107 240L110 238V237H112L113 235H112V233H111V231L109 230L110 228H112V227H115V229H116V227H118L119 225H123V226H129V227H131V228H133V230H135V231H139V230H144V229H142L143 227H144V225L145 224H147V222H148V218H145V217H142V216H139L138 215V213H137V211L136 210H134V211H132V210H129V208L128 207H125L124 206V203H122V201H119V200H121L122 198L123 199H128L129 200V196L131 195V199H132V196H134V197H136L133 201H138V200H140L141 198H144V200L146 201V200H151V204L153 203V202H156V200L158 199L157 198V196L159 195H165V194H167L168 192H169V190H165V189H159L158 191H156V192H149L148 190H147V188L148 187H146V186H149V189H150V187H151V189H152V191L155 189V185H156V183H158L159 184V186L160 185H163V186H169V185H173L175 182L176 183H179V184H181V182H183L184 180H185V177H184V175L182 174V172H179V171H175V172H173L172 170L174 169H172V168H170V169H172L171 171L173 172L171 175L169 174L168 176H165V175H167V171L169 170V169H167L166 168V166L167 165H165L164 163H169V162H171V163H173L172 165H174L173 167H177V164H174V162L175 161H177L181 156H183L184 155V157H185V155H186V157L187 158H189V157H191V156H189V155H187L188 154V152H190V151H192V152H195V153H200V152H202L201 150H203V149H201L200 150V148H203L204 146H203V144H205V143H207V141H208V139H209V137L208 136H210L213 132V128H211V129H213L212 131H210L211 129L209 128V130H205V131H199V132H197L196 131V133H189V134H187L184 138H182L181 140H179V141H177V142H167L166 144H164L162 147H160L159 149H158V151H157V153H156V157H154V159H152V160H154V162L152 163V165H150L149 167H143V168H138V169H136V170H134L133 172L132 171H128V172H126V170L128 169V167H129V165L127 164V162H126V164L128 165V167H127V169H123L121 166H120V164H118V162H119V160H121L120 161V163H122V161H124V160H122V159H126L127 160V157H132L133 158V160H135V162H136V155L135 154H137V153H141L142 154V152L144 151V147L142 148V146H146L147 147V142H145V144H143L144 142V140L143 141H141V140H139L138 138H127V137H125V138H127L126 140H123V141H119V140H115V138L114 139H112L113 138V136H118V135H114V128H113V124L118 120V121H120V122H122L121 121V119H124L125 120V118H126V120H128L127 118L128 117H131V116H136L137 114H144L145 115V117H147V118H149V119H151L152 118V120L154 119H156V118H158V116L160 115V117L162 116L163 117V114L164 113H166V114H168V112H169V115H171L170 113H172L173 112V114L175 113V114H178L179 112L178 111H180V113H181V111L190 103L191 104V102L192 103H194V102H196V101H198L197 99V97L195 98H193V99H191V100H180V99H178V98H176V95H174V96H172L170 99H168L167 101L166 100H160V101H158V100H155V101H153L152 100V102L151 101H149V102H144V99H142V94H144V92L142 91L141 92V88L142 87H144V85L145 84H149V85H151V84H156V80ZM244 79V78H243ZM245 79H246V76H245ZM255 79V78H254ZM253 79V80H254ZM257 79V78H256ZM259 79H257L258 81H260V82H262L263 80H259ZM14 80V79H13ZM19 80V79H18ZM99 80V79H98ZM248 80V79H247ZM251 80V79H250ZM14 81H17V80H14ZM28 82H29V80H27ZM32 81V80H31ZM105 81V80H104ZM103 80L101 81L102 83L104 82ZM115 82H116V80H114ZM122 81V80H121ZM120 81V82H121ZM244 81V80H243ZM255 81V80H254ZM13 82V81H12ZM18 82H20V80L18 81ZM23 82V81H22ZM25 82V81H24ZM28 82H26V83H28ZM115 82H113V83H115ZM151 82H153V83H151ZM157 82H159V80L157 81ZM160 82H163V80L162 81H160ZM167 82V81H166ZM168 82V83H169ZM250 82V81H249ZM251 82H253V81H251ZM256 82V81H255ZM254 82V83H255ZM30 83V82H29ZM105 83V82H104ZM117 83V82H116ZM167 83V84H168ZM2 84V83H1ZM0 84V86H3V87H6L7 85H5V83H3L2 85ZM17 84L18 83H15V85L17 86ZM20 84L22 85V83L20 82ZM24 84V83H23ZM110 84V83H109ZM119 84V83H118ZM128 84V83H127ZM162 84H164V83H162ZM252 84V83H251ZM250 84V85H251ZM257 84V83H256ZM260 84V83H259ZM21 85H19V86H21ZM28 85V84H27ZM32 85H33V83H32ZM111 85V84H110ZM109 85V86H110ZM124 85V84H123ZM126 85V84H125ZM253 85V84H252ZM251 85V86H252ZM10 86V85H9ZM49 86V85H48ZM88 86V85H87ZM118 86V85H117ZM146 86V85H145ZM243 87H245L244 85H242ZM23 87L24 88H26V86H24L23 85ZM114 87V86H113ZM120 87H122V86H120ZM16 88H18V86L16 87ZM21 88V87H20ZM23 88V89H24ZM38 88V87H37ZM52 88V87H51ZM110 88V87H109ZM126 88V87H125ZM9 89V88H8ZM11 89H13V88H11ZM15 89V88H14ZM22 89V88H21ZM66 89V88H65ZM84 89V88H83ZM118 89V88H117ZM120 89V88H119ZM122 89H123V87H122ZM244 89V88H243ZM254 89V88H253ZM260 89V88H259ZM262 89H264V88H262ZM262 89H260V90H262ZM2 90V89H1ZM6 90V89H5ZM18 90V89H17ZM26 90V89H25ZM39 90H41V89H39ZM38 90V91H39ZM43 90V89H42ZM125 90V89H124ZM142 90H144V89H142ZM239 90V89H238ZM16 91V90H15ZM19 91H21V90H19ZM27 91V90H26ZM30 91H31V89H30ZM44 91V90H43ZM43 91H42V95H43ZM107 91V90H106ZM109 91V90H108ZM115 91H116V89H115ZM123 90H121V92H122ZM248 91V90H247ZM251 91H254V90H251ZM251 91H249L250 93H252ZM6 92H8V94H12L13 92L12 91H10V93H9V91H6ZM12 92V93H11ZM22 92V91H21ZM32 92V91H31ZM30 92V93H31ZM51 91H49V93H50ZM111 92V91H110ZM120 94H121V92L120 91H118ZM124 92V91H123ZM122 92V93H123ZM36 93V92H35ZM41 93V92H40ZM55 93V92H54ZM114 93V92H113ZM116 93V92H115ZM240 93V92H239ZM238 93V94H239ZM248 93V92H247ZM257 93V92H256ZM1 94V93H0ZM20 94H22V93H20ZM25 94H27V92H23V97H24V95ZM45 94V93H44ZM107 94H108V92H107ZM117 94V93H116ZM119 94V95H120ZM241 94V93H240ZM243 94V93H242ZM4 95H5V93H4ZM13 95L15 96L16 94L15 93H13ZM28 95V94H27ZM30 95V94H29ZM50 95H52V94H50ZM49 95V96H50ZM54 95V94H53ZM106 95V93L104 94V95H99V98L101 97V98H103V97H106L105 96ZM119 95H117V96H119ZM195 95H197V94H195ZM257 95H258V93H257ZM259 95H260V93H259ZM2 96H3V94H2ZM6 96H7V99H9V100H11V101H13V102H15V104H12V106L10 107V109H9V112L7 113V114H1L0 113V115H1V118H0V120H2V118H4L5 117V115L7 116V118L9 117V118H11V116L12 117H17V118H19L20 119V117L19 116H21V114H20V112L21 111H23V109H27L28 108V103L26 104V101L24 100H16V98H14L13 99V97L12 98H8V95L6 94ZM5 96V97H6ZM11 96V95H10ZM34 96V95H33ZM37 96V95H36ZM45 96V95H44ZM123 96V95H122ZM241 96H243V95H241ZM244 96H245V94H244ZM243 96V97H244ZM246 96H249V94L248 95H246ZM251 96V95H250ZM262 96V95H261ZM16 97V96H15ZM31 97V96H30ZM29 97V98H30ZM39 97V96H38ZM46 97V96H45ZM59 97V96H58ZM57 97V98H58ZM108 97V96H107ZM106 97V98H107ZM113 97V96H112ZM258 98H260L259 96H257ZM19 97H17V99H18ZM25 98V97H24ZM33 98H35V97H32V99ZM44 98V97H43ZM66 98V97H65ZM69 98V97H68ZM67 98V99H68ZM99 98H97L98 100H99ZM100 98V99H101ZM110 98V97H109ZM117 98V97H116ZM115 98V99H116ZM249 98V97H248ZM251 98V97H250ZM253 98V97H252ZM257 98V99H258ZM6 99V98H5ZM19 99H21V98H19ZM42 99V98H41ZM41 99H39L38 101H35V103L37 102V103H39V101L41 100ZM48 99V98H47ZM53 98H51V100H52ZM54 99H56V98H54ZM73 99V98H72ZM91 99V98H90ZM89 99V100H90ZM3 100V98L0 96V101H2ZM31 100V99H30ZM29 100V101H30ZM49 100V99H48ZM69 101L71 100V97H70V99H68ZM68 100H67V102H68ZM93 100V99H92ZM97 100V101H98ZM111 100H112V98H111ZM204 100H205V98H204ZM250 100V99H249ZM256 100V99H255ZM5 101V100H4ZM8 101V100H7ZM34 101V100H33ZM55 101V100H54ZM72 101V100H71ZM95 101V100H94ZM97 101H96V103H97ZM114 101V100H113ZM200 101V100H199ZM202 101V100H201ZM242 101V100H241ZM47 102V101H46ZM56 102V101H55ZM64 102H65V100H64ZM93 102V101H92ZM91 102V103H92ZM103 102V101H102ZM107 102V101H106ZM239 102V101H238ZM253 102V101H252ZM34 103V104H35ZM37 103H36V105H37ZM40 103H42V102H40ZM60 103V102H59ZM98 103H99V101H98ZM200 102H197V103H195L196 105L197 104H199ZM2 104V103H1ZM6 104V103H5ZM5 104H3V105H5ZM31 104H32V102H31ZM33 104V105H34ZM44 104V103H43ZM46 104V103H45ZM43 105V106H46V105ZM58 104V103H57ZM69 104H71V102H69ZM68 104V105H69ZM94 104V103H93ZM100 104V103H99ZM194 104V105H195ZM263 104V103H262ZM2 105V106H3ZM7 105V104H6ZM39 105V104H38ZM48 105V104H47ZM61 105V104H60ZM67 105V104H66ZM66 105H63V106H65L66 107ZM68 105H67V107H68ZM72 105V104H71ZM101 105H102V103H101ZM108 105V104H107ZM261 105V104H260ZM260 105H258V106H260ZM264 105V104H263ZM262 105V106H263ZM43 106H41V108H43V109H46V108H44ZM55 106V105H54ZM105 106V105H104ZM201 106V105H200ZM200 106H196L197 108L198 107H200ZM204 106H206V105H204ZM203 106V107H204ZM4 107V106H3ZM33 107V106H32ZM38 107V106H37ZM40 107V106H39ZM47 107V106H46ZM56 107H58V106H56ZM99 107H101V106H99ZM107 107V106H106ZM188 107V106H187ZM192 107V106H191ZM190 107V108H191ZM196 107H194V108H196ZM202 107V106H201ZM224 107H226V106H224ZM238 108H237V110H236V112H235V115H234V117H236V116H239V115H244L245 117H247V118H245V119H251L252 120V118L251 117H253V118H257L259 115L261 116V114H256V112H258L259 110L257 109L258 107H257V103H248L247 105H245L244 107H241V108H239V106H237ZM0 108L1 109H3L1 106H0ZM6 108H8L7 106L5 107V109ZM30 108H31V106H30ZM30 108H28V109H30ZM34 108V107H33ZM49 108V107H48ZM69 108H71V107H68V109ZM89 108V107H88ZM105 108V107H104ZM103 108V109H104ZM194 108L192 107L191 109H189L190 111L193 109L194 110ZM205 108V107H204ZM233 108V107H232ZM260 108V107H259ZM32 109V108H31ZM30 109V110H31ZM40 109V108H39ZM59 109V108H58ZM77 109H79V108H77ZM101 109V108H100ZM41 110V109H40ZM39 110V111H40ZM47 110V109H46ZM52 110H55V109H52ZM62 110H64V108H62ZM84 110V109H83ZM189 110H187L186 111V109L185 110H183V111H186L187 113H188V115L190 114V111ZM192 110V111H193ZM199 112H200V110L199 109H197ZM235 110V109H234ZM263 110H264V108H263ZM263 110H261L263 113H264V111ZM3 111V110H2ZM1 111V112H2ZM28 111V110H27ZM38 111V110H37ZM36 111V113L38 114V113H40V112H37ZM49 111V110H48ZM48 111H46V112H48ZM56 111V110H55ZM54 111V113H57V112H55ZM86 111V110H85ZM88 111V113L91 111V110H87ZM86 111V112H87ZM189 111V112H188ZM203 111H205V110H203ZM30 112V111H29ZM33 112V111H32ZM35 112V111H34ZM42 112V111H41ZM45 112V113H46ZM59 112V111H58ZM69 112V111H68ZM83 112V111H82ZM176 112H178V113H176ZM202 112V111H201ZM3 113V112H2ZM5 113V112H4ZM35 113V114H36ZM44 113V112H43ZM43 113H40V114H43ZM101 113V112H100ZM185 113V112H184ZM191 113H193V112H191ZM232 113V112H231ZM51 114V113H50ZM52 114H53V112H52ZM57 114H59V113H57ZM62 114V113H61ZM64 114V113H63ZM79 114V113H78ZM89 114H91V113H89ZM94 114H95V112H94ZM134 114H136V115H134ZM175 114L173 115V117L175 116ZM186 114V113H185ZM194 114H196V112H194ZM193 114V116H198V115H194ZM200 114V113H199ZM228 114V113H227ZM25 115V114H24ZM39 115V114H38ZM45 115V114H44ZM43 115V116H44ZM65 115H67L66 113H65ZM81 115H82V113H81ZM99 115H101V114H99ZM144 115H143V117H144ZM179 115V114H178ZM181 116L182 115H184V114H180ZM188 115H186L187 116V119L186 118H184V117H178V119L179 120H183V121H181V122H184V119H186V121L187 122H189L188 121V119H190L191 120V118H189V116H191L192 117V114H190L189 116ZM257 115V117H255ZM31 116V115H30ZM37 116V115H36ZM49 116V115H48ZM47 116V117H48ZM54 116L56 117V114H54ZM61 116V115H60ZM70 116V115H69ZM68 116V117H69ZM86 116V115H85ZM185 116V115H184ZM228 116V115H227ZM243 116V117H244ZM23 117V116H22ZM38 117H40V116H38ZM51 116H49V118H50ZM55 117H53V115H52V118L54 119ZM64 117H67V116H64ZM76 117H77V115H76ZM81 117H83V116H81ZM96 117V116H95ZM143 117H141L140 116V119H141V121L143 120V119H145V118H143ZM165 117V116H164ZM163 117V118H164ZM167 117L168 116H166V118L165 119H167ZM170 117H172V116H170ZM234 117H233V114L231 115V114H229V116H228V119L229 120H234ZM242 117V116H241ZM9 118H8V120H9ZM92 118V117H91ZM134 118H138V116H136V117H134ZM133 118V119H134ZM143 118V119H142ZM163 118H161V119H163ZM169 118V117H168ZM181 118V119H180ZM240 118V117H239ZM24 119V118H23ZM28 119V118H27ZM45 119V118H44ZM56 119V118H55ZM63 119V121L65 120L64 118H62ZM61 119V120H62ZM72 119V118H71ZM71 119H70V121H71ZM74 119V118H73ZM76 119V118H75ZM85 119H87V118H85ZM88 119H90V117L88 118ZM160 119V121L162 122V120ZM236 119L237 120H239L240 121V119H238L237 117H236ZM236 119L234 120L235 122H236ZM242 119V118H241ZM263 119V117L260 119L259 118V120H262ZM11 120V119H10ZM24 120H26V118L24 119ZM29 120V119H28ZM30 120H33V119H31L30 118ZM50 119H48V121H49ZM61 120H58V125L61 123ZM91 120V119H90ZM95 120V119H94ZM123 120V121H124ZM125 120V121H126ZM136 120V119H135ZM146 120V119H145ZM157 120V119H156ZM164 120V119H163ZM5 121H6V119H4V120H2L1 122H3V123H5ZM14 121V120H13ZM67 121V120H66ZM66 121H64V122H66ZM69 121V120H68ZM83 121H85V120H83ZM124 121V122H125ZM159 121V119L157 120V121H155V122H159V123H161ZM185 121V122H186ZM257 122H259L258 120H256ZM255 121V122H256ZM10 122H12V120L10 121ZM10 122H8V123H6V124H3V123H1V124H3V125H0V215H2V214H5L7 217H8V214H7V211H9L10 209H12V210H14V207L16 206V205H18V203H21L22 204V202H23V200H25V201H27V199H29L28 197H27V195H26V197L25 196H23V194H22V192H21V189L20 188H22V187H20V185H24V184H22V182L21 181H25V178H23V180H17V176H15V175H13V177L15 176L16 178V180L14 179L13 181H10L9 180V177H10V172L8 171L9 170V168L7 167L8 165H9V163L11 164V162H10V160H8V159H11L12 158V154H13V152H15V149H17V148H14V141H16L17 139L19 140V139H22V140H29L28 139V136H27V134H25V132L23 131V129H25V128H27V127H29V126H24L25 128H23V129H21V127L20 126H18V125H13V124H11ZM17 122V120H15V123ZM55 122H56V120H55ZM64 122H62L63 124H64ZM79 122H81V120L79 119ZM184 122V123H185ZM225 122V121H224ZM227 122V121H226ZM225 122V125L226 124H230V126H232L231 125V122L232 121H230V122H228V123H226ZM245 123V121L244 120H242V121H240V123ZM251 122V121H250ZM250 122H248V123H250ZM254 121H253V123H255ZM261 122V121H260ZM14 123V122H13ZM18 123V122H17ZM34 123V122H33ZM39 123V122H38ZM70 123V122H69ZM78 123V122H77ZM130 123H131V125H130ZM134 123H138V122H129V125L128 126H132V125H134ZM139 123H141V122H139ZM139 123L137 124V125H139ZM190 123V122H189ZM242 123V124H243ZM264 122L262 121V124H263ZM23 124V123H22ZM29 124H31V123H29ZM56 124V123H55ZM87 124V123H86ZM122 124V123H121ZM120 124V125H121ZM124 124V123H123ZM188 124V123H187ZM237 124H239V123H237L236 122V125ZM245 124H247V122L245 123ZM243 125V126H245L246 127V125ZM257 124V123H256ZM256 124H252L253 126L254 125H256ZM261 124V123H260ZM259 124V125H260ZM32 125V124H31ZM47 125V124H46ZM54 125V124H53ZM57 125V124H56ZM57 125V127H59ZM60 125H62V124H60ZM68 125V124H67ZM79 126H80V124H78ZM77 125V127H79ZM85 125V124H84ZM118 125H119V122H118ZM213 125V124H212ZM241 124H239L238 126H240ZM248 125H250V124H248ZM23 126V125H22ZM75 126V125H74ZM91 126H92V124H91ZM121 126H124V128L123 129H125L126 127H127V125H126V127H125V125H121ZM120 126V127H121ZM135 126H136V124H135ZM224 126V124H222V126L221 127H223ZM233 126H234V123H233ZM256 126H258V125H256ZM261 126V125H260ZM260 126H258V128L260 127ZM36 127V126H35ZM67 127V126H66ZM114 127H115V125H114ZM116 127H117V122H116ZM115 127V128H116ZM218 127V126H217ZM224 127H226V126H224ZM229 127V126H228ZM228 127H226L227 128V130H228ZM241 127V126H240ZM250 127V126H249ZM255 127V126H254ZM253 127V128H254ZM263 127V126H262ZM37 128H38V126H37ZM45 128V129H44ZM46 128L47 127H43V129H42V126L40 127L39 126V129H41V130H43V132L45 131L46 132ZM61 129L62 128H64V125H63V127H60ZM75 128H76V126H75ZM74 128V129H75ZM220 128V127H219ZM231 128H233V127H231ZM231 128H229V130H228V134L230 135V133L229 132H233L232 130H231ZM241 128H243V130H245V132L247 131V129H248V127H247V129L245 128L244 129V127H241ZM240 128V129H241ZM251 128V127H250ZM250 128H249V130L248 131H250V133H252V129L250 130ZM72 129V128H71ZM87 129H88V127H87ZM87 129H86V131H87ZM118 130H119V128H117ZM121 129V131H122V128H120ZM240 129H236V127H235V129H233V130H240ZM264 129V128H263ZM28 130H29V128H28ZM33 130V129H32ZM31 130V131H32ZM58 130V129H57ZM65 131L67 130V129H64ZM81 130V129H80ZM192 130V129H191ZM216 130H219L220 131V129H216ZM258 130V129H257ZM257 130H256V132H257ZM261 130H262V128H261ZM60 131V130H59ZM72 131H73V129H72ZM120 131V130H119ZM118 131V132H119ZM121 131H120V133H121ZM193 131V130H192ZM218 131V132H219ZM222 131H226V129L225 128H222V130H221V132ZM34 134H35V132L34 131H32ZM79 132V131H78ZM217 132V131H216ZM241 132V131H240ZM254 132V131H253ZM254 133V134H256L257 135V133ZM259 132V131H258ZM32 133V134H33ZM48 133H51L50 132V130H48ZM52 133H56V132H54V131H52ZM67 133V132H66ZM71 133V132H70ZM74 133V132H73ZM223 133V132H222ZM235 133H239L238 131L237 132H235ZM260 133V132H259ZM30 134V133H29ZM79 134V133H78ZM214 134V133H213ZM225 134H226V132H225ZM233 134V133H232ZM253 134V133H252ZM251 134V135H252ZM261 134H262V131H261ZM261 134H258L259 135V137L261 138V137H263V135H261ZM264 134V133H263ZM37 135V134H36ZM39 135V134H38ZM50 135V134H49ZM53 135V134H52ZM66 135V134H65ZM175 135V134H174ZM214 135H216V133L214 134ZM214 135L212 136V137H210L211 139H209L210 141L212 140V141H214V140H218V136L216 135L215 137H216V139H215V137H214ZM219 135L221 136V138H223V134H221L220 132H219ZM250 134L248 135L249 137L251 136ZM261 135V136H260ZM32 136V135H31ZM31 136H29V137H31ZM70 136V135H69ZM76 136V135H75ZM81 135H79V137H80ZM122 136V135H121ZM40 137H48V136H41L40 135ZM50 137H52V136H50ZM55 137V136H54ZM137 137V136H136ZM144 137V136H143ZM208 139H207V138ZM252 137H257V136H253L252 135ZM252 137H250V138H252ZM259 137L257 138V139H259ZM70 138V137H69ZM78 138V137H77ZM122 138H124V137H122ZM121 138V139H122ZM166 138V137H165ZM212 138H214V139H212ZM220 138V137H219ZM30 139H32V138H30ZM39 139V138H38ZM145 139V138H144ZM166 139H168V138H166ZM47 140V139H46ZM67 140V139H66ZM169 140V139H168ZM206 142H205V141ZM252 140H253V138H252ZM262 140H263V138H262ZM30 141V140H29ZM29 141H28V143H29ZM32 141V140H31ZM34 141V140H33ZM36 141H37V138H36ZM39 141V140H38ZM65 140H63V142H64ZM78 141V140H77ZM83 141H84V139H83ZM205 142V143H203L202 144V142ZM220 141V140H219ZM26 142V141H25ZM24 142V143H25ZM43 142V141H42ZM55 142V141H54ZM54 142H52V145H53V143ZM69 142H71V141H69ZM74 142H76V141H74ZM259 142V141H258ZM49 143V145L51 144L50 142H48ZM56 143V142H55ZM59 143V142H58ZM57 143V144H58ZM65 143H66V141H65ZM79 143V142H78ZM163 143V142H162ZM180 143H182V144H184V145H179ZM209 143V142H208ZM207 143V144H208ZM211 143H213V142H211ZM245 143H248V142H245ZM254 143H255V140H254ZM260 143V142H259ZM30 144V143H29ZM28 144V145H29ZM31 144H34V142L33 143H31ZM45 143L43 142V144H42V147H45V148H48V147H50L51 146V148H52V145H50V146H45V145H47V143L44 145ZM57 144H55V145H57ZM63 144V143H62ZM61 144V145H62ZM69 144V143H68ZM67 144V145H68ZM71 144H73L72 142L70 143V145ZM75 144V143H74ZM143 144V145H142ZM226 144H228V143H226ZM249 144V143H248ZM248 144H247V147L248 148H251V147H249L248 146ZM258 144V143H257ZM18 145V144H17ZM25 145H26V143H25ZM34 145H36V144H34ZM37 145H38V143H37ZM36 145V146H37ZM40 145H41V143H40ZM39 145V146H40ZM69 145V146H70ZM212 145V144H211ZM210 145V146H211ZM216 145V144H215ZM19 146V145H18ZM21 146V145H20ZM20 146L18 147V148H20ZM38 146V147H39ZM72 146V145H71ZM218 146V145H217ZM33 147V146H32ZM35 147V146H34ZM33 147V148H34ZM37 147V148H38ZM53 147H55L54 145H53ZM59 147V146H58ZM62 147H64V146H62ZM74 147H75V145H74ZM73 146H72V148H70V149H73L74 148ZM223 147H225V145L223 146ZM226 147H228L227 145H226ZM225 147V148H226ZM245 147V146H244ZM245 148L247 151H248V148ZM32 148V149H33ZM36 148V147H35ZM40 148H41V146H40ZM45 148H43V150L45 149ZM56 149H57V147H55ZM60 148V147H59ZM69 148V147H68ZM79 148V147H78ZM77 148V149H78ZM22 148H20V150H21ZM42 149V148H41ZM220 149H222L221 147H220ZM219 149V150H220ZM224 149V148H223ZM221 150V152L220 151H218V152H220V153H218L217 151H216V156H213L214 158H210L211 160H208L207 161V159L205 160L204 159V156H203V152L201 153L202 154V156H203V158H196V159H194V157L196 156V154L195 153H193V154H195V156L194 157H192V158H190V161H189V159H188V161H187V158H186V162H183L184 161V159L181 161V163L183 162L185 165H187V164H189V163H191V164H189V165H191L192 167H193V165H195V161H193V159L194 160H196V167H197V170H200V172L203 170V169H206L207 171H208V169L209 170H212V169H215V167H216V169H218V171H219V169H222V166L225 168L226 167V169H225V171L226 170H228V169H230V167H231V169H234V170H232V172H234L235 173V171H236V167H237V163H236V167L234 168V165L233 164H231L232 162H238V158H236L234 155L236 154H233V152H232V154H231V151L230 152H228L229 151V149L231 150L232 148L230 147V148H227L228 150L226 151V149L225 150ZM22 150H25V149H22ZM21 150V151H22ZM27 150H29V148L27 149ZM26 150V151H27ZM31 150V149H30ZM38 150V149H37ZM48 150H49V148H48ZM58 150H60V149H58ZM68 150V149H67ZM208 150V148L206 149L205 148V150H204V152L205 151H207ZM255 149H253V150H251V152L252 151H254ZM42 150H40V154L43 152H41ZM44 151H46V150H44ZM145 151H146V149H145ZM145 151L143 152V153H145ZM200 151V152H199ZM209 151V150H208ZM256 151V150H255ZM255 151L253 152V153H255ZM32 152V151H31ZM37 153L34 149H33V153ZM55 152V151H54ZM63 152V151H62ZM68 152V151H67ZM70 152V151H69ZM258 152V151H257ZM256 152V156H258L257 153ZM50 153V152H49ZM58 153V152H57ZM56 153V154H57ZM79 153V152H78ZM149 153V152H148ZM153 153V152H152ZM39 154V153H38ZM37 154V155H38ZM44 154V153H43ZM51 154V153H50ZM59 154V153H58ZM64 154V153H63ZM67 154V153H66ZM65 154V155H66ZM141 154H139V155H141ZM151 154V153H150ZM201 154L199 155V156H201ZM20 155V154H19ZM42 155V154H41ZM49 155V154H48ZM47 155V156H48ZM65 155H63V156H65ZM75 155V154H74ZM144 155H147V154H144ZM143 155V156H144ZM204 155H205V153H204ZM217 155H219V156H217ZM237 155V154H236ZM252 155V154H251ZM262 155V154H261ZM261 155H259V156H261ZM18 156V155H17ZM22 156V155H21ZM44 156V155H43ZM46 156V155H45ZM44 156V157H45ZM52 155H50L49 157H51ZM54 156V155H53ZM56 156V155H55ZM151 156H153V154H151ZM239 156V155H238ZM241 156V155H240ZM239 156V157H240ZM26 157V156H25ZM30 157H33V156H30ZM39 157V156H38ZM49 157H47V159L49 158ZM57 157V156H56ZM58 157H62V156H58ZM68 157V156H67ZM70 157V156H69ZM140 157V156H139ZM142 157V156H141ZM183 157V158H184ZM235 157V158H234ZM263 157H264V155H263ZM15 158V157H14ZM20 158V156L18 157V159ZM24 158V157H23ZM28 158H29V156H28ZM55 158V157H54ZM137 158H138V156H137ZM241 158V157H240ZM7 159V161H8V165L7 166H5V163H4V160H6ZM27 159V158H26ZM42 159V158H41ZM44 159V158H43ZM53 159V158H52ZM59 159V158H58ZM57 159V160H58ZM67 159V158H66ZM131 159V158H130ZM139 159H141V158H139ZM181 159V158H180ZM180 159H179V162H180ZM192 159V160H191ZM209 159V158H208ZM14 160V159H13ZM13 160H11V161H13ZM22 160V159H21ZM21 160L19 159V163H22L21 162ZM37 160V159H36ZM46 160V159H45ZM62 160V159H61ZM133 160H130V162L132 161L133 162ZM241 160V159H240ZM7 161H6V163H7ZM22 161H24V160H22ZM28 161V160H27ZM50 161V160H49ZM138 161V163L140 162L139 160H137ZM192 161H193V164H192ZM18 162V161H17ZM35 163H36V161H34ZM34 162L32 163V164H34ZM41 162H42V160H41ZM44 162V161H43ZM42 162V163H43ZM53 162V161H52ZM56 162V161H55ZM59 162H61V161H59ZM125 162V161H124ZM130 162H129V164H130ZM135 162H134V164H135ZM188 162V163H187ZM263 162V161H262ZM12 163H14V161L12 162ZM24 163H25V161H24ZM31 163V162H30ZM30 163H28L29 165H28V167L29 166H31L30 165ZM48 163H51V162H48ZM66 163V162H65ZM138 163L136 162V167H137V165H138ZM170 163V164H171ZM175 163H177V162H175ZM182 163V164H183ZM187 163V164H186ZM239 163H240V161H239ZM241 163H242V161H241ZM240 163V164H241ZM27 164V163H26ZM25 164V165H26ZM40 164V163H39ZM39 164H36L37 166L39 165ZM60 164V163H59ZM58 164V165H59ZM143 164V163H142ZM164 164V165H163ZM243 164H245V163H243ZM13 165V164H12ZM41 165V164H40ZM50 165H53V164H50ZM56 164H54V166H55ZM124 165V164H123ZM130 165H133V163L132 164H130ZM141 165V164H140ZM169 165V164H168ZM15 166V165H14ZM27 166V165H26ZM33 166V165H32ZM31 166V167H32ZM42 166V165H41ZM47 166H48V164H47ZM120 166V167H119ZM219 166H220V168H219ZM230 166V167H229ZM17 167H19V165H18V163H17ZM59 167V166H58ZM135 167V166H134ZM181 168H184L185 166H180ZM244 167V166H243ZM12 168V167H11ZM24 168H26V167H24ZM34 168V167H33ZM41 168V167H40ZM39 168V169H40ZM51 168V166L49 167V169ZM65 168V169H66ZM130 168H133V167H130ZM179 168V167H178ZM186 168H191V167H186ZM208 168V169H207ZM238 168H241L239 165H238ZM237 168V169H238ZM245 168H247V167H245ZM249 168V167H248ZM255 168H257V167H255ZM8 169V170H7ZM22 169V168H21ZM34 169H36V170H38L37 168H34ZM34 169H32V170H34ZM46 169V168H45ZM58 169V168H57ZM64 169V170H65ZM250 169H252V167L251 168H249V170ZM25 170V169H24ZM27 170V169H26ZM42 170V169H41ZM41 170H40V172H41ZM48 170V169H47ZM60 170H62V169H60ZM183 170V169H182ZM206 170L205 171H202V172H206ZM223 170V169H222ZM222 170L221 171H219V172H221V173H219L218 171H217V173H219L218 175H220V174H222L223 172H222ZM238 170H240V169H238ZM237 170V171H238ZM255 169H254V167H253V171H254ZM260 170V169H259ZM15 171V170H14ZM39 171V170H38ZM49 171V170H48ZM53 171H54V169H53ZM52 171V172H53ZM66 171V170H65ZM64 171V172H65ZM196 171V170H195ZM214 171H216V170H214ZM224 171V170H223ZM229 171V170H228ZM227 171V172H228ZM236 171V172H237ZM255 171H258V170H255ZM254 171V172H255ZM20 172V171H19ZM22 172V171H21ZM24 172V171H23ZM27 172V171H26ZM26 172H24V175L26 176L27 174H30V173H28L27 172V174H26ZM39 172V173H40ZM58 172V171H57ZM56 172V173H57ZM169 172V171H168ZM185 172V171H184ZM187 172V171H186ZM197 172V171H196ZM196 172H193L192 171V173H196ZM209 172V171H208ZM211 172H213V171H211ZM226 172V174H228ZM232 172H231V174H232ZM251 172V171H250ZM259 172H261V171H259ZM12 174H13V172H11ZM16 173H17V171H16ZM15 173V174H16ZM65 173V174H66ZM215 173V172H214ZM213 173V174H214ZM233 173V174H234ZM253 173V172H252ZM256 173V172H255ZM255 173H253V174H251V178H253V175L255 174ZM263 173V172H262ZM260 174V173H258V175L260 174V176L257 178V177H255V179H254V182L255 183H253V185H252V183L251 182H253V181H250V183H251V185H249V192L247 191L248 189L247 188H245V189H247L246 191V193H250V194H252V196H250V197H248L250 194H248V196H246L245 195V192L243 193V195L240 197L241 198V200H243V203H240L239 202V205L241 204H243V207L241 208V206L240 207H238V208H241V210L243 209V210H248L250 213H251V215H252V217L253 218H255L258 222H256L257 224H255V225H257L258 226V228H259V226H262L261 228H260V231H261V237H262V239L260 240L259 239V237H257L258 238V240L260 241V244H259V246L256 248V250H254V253L253 254H255V252H256V254H257V256L256 257H258V258H256L257 259V261L259 262V264H260V262H264L263 260H264V194H263V190H264V173L263 174ZM20 174H23V173H20ZM37 174V173H36ZM42 174V173H41ZM40 174V175H41ZM48 174V173H47ZM53 174H54V172H53ZM182 174V175H181ZM187 174V173H186ZM196 174H198V173H196ZM200 174V173H199ZM206 174H208L207 172H206ZM210 174L212 175V173H209V175L208 176H210ZM224 174V173H223ZM223 174L221 175V177H223V178H225V176H223ZM231 174H228V175H231ZM232 174V175H233ZM17 175V174H16ZM31 175V174H30ZM29 175V176H30ZM46 175V174H45ZM50 175V174H49ZM66 175V176H67ZM153 175V176H152ZM164 175V176H163ZM192 175V174H191ZM201 175V174H200ZM231 175V176H232ZM255 175H257V174H255ZM257 175V176H258ZM32 176V175H31ZM37 176H39V174L37 175ZM44 176V174L43 175H41V179H42V177ZM53 176V175H52ZM51 176V179H53V177ZM55 176H56V174H55ZM54 176V177H55ZM59 176H60V174H59ZM59 176H57V177H59ZM64 177V175L62 174L61 175V177ZM187 176H189V175H187ZM199 176V175H198ZM208 176L207 177H205V178H208ZM216 176V175H215ZM11 177H12V175H11ZM10 177V178H11ZM18 177H20V176H18ZM183 177V178H182ZM203 176H201V178H202ZM214 177V176H213ZM212 177V178H213ZM218 177V176H217ZM217 177H216V179H217ZM227 177V176H226ZM21 179H22V176L20 177ZM43 178H45V177H43ZM50 178V177H49ZM48 178V179H49ZM60 178V177H59ZM93 178H96V183L97 184H94L93 183ZM186 178H189L190 179V177H186ZM205 178H204V180H205ZM210 178V177H209ZM212 178H210V179H212ZM215 178V177H214ZM219 178V177H218ZM228 178V177H227ZM46 179H47V177H46ZM57 179L58 178H55V179H53V181L54 180H56L55 182H57ZM184 179V180H183ZM189 179H187V180H189ZM193 179H194V175H193ZM200 179V178H199ZM210 179H208V180H210ZM231 179V178H230ZM234 179V178H233ZM232 179V180H233ZM236 179V178H235ZM250 179V178H249ZM7 180H9V182L7 181ZM26 180H30V177H29V179H26ZM33 179H31V181H32ZM35 180V179H34ZM58 180H61V179H58ZM64 180H65V178H64ZM174 180V181H173ZM183 180V181H182ZM192 180V179H191ZM218 180V179H217ZM225 180V179H224ZM227 180V179H226ZM228 180H229V178H228ZM5 181H7L8 182V185H6V182ZM27 181V182H28ZM30 181V182H31ZM37 181V180H36ZM69 181V182H70ZM73 181V182H74ZM186 181V180H185ZM194 181V180H193ZM197 181H198V179H197ZM196 181V182H197ZM203 181V180H202ZM26 182V183H27ZM39 182V181H38ZM50 182H51V180H50ZM54 182V183H55ZM66 182H67V180H66ZM196 182H194V184L196 183ZM234 182V181H233ZM248 182V181H247ZM32 183V188L34 187L33 185H34V183H33V181L31 182ZM60 183H61V181H60ZM63 183V182H62ZM189 184L190 183H192V182H188ZM212 183V182H211ZM223 183V182H222ZM228 183V182H227ZM27 184H29V183H27ZM43 184V183H42ZM47 184V183H46ZM45 184V185H46ZM67 184V183H66ZM70 184V183H69ZM74 184V183H73ZM183 184H185V183H183ZM182 184V186L184 187V185ZM187 184V183H186ZM189 184H187V185H189ZM197 184V183H196ZM199 184V183H198ZM29 185H31V184H29ZM38 185H39V183H38ZM41 185V184H40ZM52 185H54V184H52ZM76 185V184H75ZM191 185V184H190ZM190 185H189V187H190ZM193 185V184H192ZM200 185H202V184H200ZM224 185V184H223ZM230 185V184H229ZM25 186V185H24ZM48 186V185H47ZM46 186V187H47ZM181 186V185H180ZM194 187L196 186V185H193ZM202 186H204V184L202 185ZM228 186V185H227ZM226 185H225V187H227ZM231 186V185H230ZM235 186V185H234ZM28 187H30V186H28ZM28 187H27V189H28ZM62 187V186H61ZM74 187V186H73ZM154 187V188H153ZM173 187V186H172ZM176 187H178V186H176ZM188 187V186H187ZM188 187V188H189ZM194 187H192V188H194ZM233 187V186H232ZM232 187H230V188H232ZM237 187V186H236ZM242 187H246L245 185H243ZM248 187V186H247ZM26 188V187H25ZM41 188H42V186H41ZM45 188V187H44ZM185 188V187H184ZM196 189H194V193L191 195V194H189V197H188V194H187V196H185L186 198L188 197V198H190V199H192V201H194L193 200V198H192V196L194 197V199H196L197 201L196 202H198V200L200 201L199 203H206L207 205H208V203H207V201L205 202V201H203V200H208V199H210V198H212V199H216V197H217V199L215 200H212V199H210V201L212 200V202H211V204H209V205H211L210 207H211V209L212 210H214L213 212H212V215H213V213H215V216H218V218L219 219H222V218H224V220H225V217H227L231 212L230 211H226V213H225V211H224V209L223 208H221V206L219 205V202H220V204L222 203L223 204V199H218V198H221V197H223V196H221V197H218V194L216 195V197L214 196L215 194L214 193H212V197H209V195L211 194V192H210V194H208V188H203V187H199L198 185L195 187ZM234 188V187H233ZM238 188V187H237ZM27 189H26V192H27ZM35 189V188H34ZM38 189V188H37ZM53 189H55L56 190V187L55 188H53ZM62 189H64V188H62ZM61 189V190H62ZM75 189V188H74ZM158 189V186H156V190ZM174 189V188H173ZM227 189V188H226ZM239 189H242V188H239ZM244 189V190H245ZM254 189H261L262 190V192L261 193H258L257 191H254ZM23 190H25V189H23ZM39 190V189H38ZM46 190V189H45ZM49 190H50V188H49ZM54 190V191H55ZM175 190V189H174ZM196 190H198V191H196ZM238 190V189H237ZM236 190V191H237ZM243 190V191H244ZM30 191V190H29ZM32 191H34V190H32ZM35 191H36V189H35ZM41 191V190H40ZM70 191V190H69ZM77 191V190H76ZM151 191V190H150ZM155 191V190H154ZM171 191H173V190H171ZM170 191V193H172L173 194V192H171ZM180 191V190H179ZM178 191V192H179ZM184 192H186L187 191V189L186 190H183ZM183 191H180V192H182L181 194H183ZM190 191H192L191 189H190ZM197 193H196V192ZM225 191H227L228 192V190H225ZM44 192H46V191H44ZM50 192H51V190H50ZM78 192V191H77ZM213 192V191H212ZM229 192H232V191H230V189H229ZM239 192V191H238ZM31 193V192H30ZM35 193H37L38 194V196H40L39 195V193L38 192H35ZM41 193H43V192H41ZM47 193V192H46ZM52 193V192H51ZM70 193H72V192H70ZM154 193H156V194H158L157 196L154 194ZM169 193V194H170ZM188 193H190V192H188ZM32 194H33V192H32ZM54 194V192L52 193V195ZM62 194V193H61ZM75 194V193H74ZM73 194V195H74ZM176 193H174V195H175ZM185 194V193H184ZM183 194V195H184ZM214 194V195H213ZM223 194V193H222ZM237 194V193H236ZM60 195V194H59ZM179 195V194H178ZM190 195H191V197H190ZM208 195V196H207ZM221 194H219V196H220ZM239 195H241L240 193H239ZM37 196V195H36ZM37 196V197H38ZM45 196V195H44ZM49 196V195H48ZM56 196V195H55ZM54 196V197H55ZM61 196V195H60ZM63 196V195H62ZM166 196H168V199H169V195H166ZM173 196V195H172ZM176 197H180V196H177V194L175 195ZM182 196V195H181ZM209 197V198H207V197ZM214 196V197H213ZM224 196L226 197V195L224 194ZM232 197L234 196V193H232V195H231ZM238 196V195H237ZM34 197V196H33ZM36 197V198H37ZM51 197V196H50ZM111 197H115V198H111ZM122 197V198H121ZM39 198V197H38ZM117 198V199H116ZM121 198V199H120ZM160 198V197H159ZM181 198V197H180ZM182 198H183V196H182ZM181 198V199H182ZM186 198H184V200H187ZM236 198V197H235ZM56 199H57V197H56ZM55 199V200H56ZM163 199V198H162ZM165 199H167V197H165L164 198V200ZM173 200L175 199V197H173L172 198ZM179 199V198H178ZM181 199H179V200H181ZM187 200L186 202H188V203H190L191 202V208L193 207L194 208V206H196L197 207V205H199L198 203L196 204V205H194V206H192V201L191 200ZM37 199H35V201H36ZM58 200V199H57ZM125 200H123V201H125ZM159 200V199H158ZM170 200H171V198H170ZM170 200H168L169 202H167L168 203V205H169V203H170ZM172 200V201H173ZM226 200V199H225ZM232 200V199H231ZM29 201V200H28ZM32 201H34V200H32ZM45 202V204H46V200H44ZM49 201V200H48ZM59 201H61V199H59ZM63 201V200H62ZM133 201H132V204H133ZM153 201V202H152ZM203 201V202H202ZM237 201V200H236ZM42 202V201H41ZM40 202V203H41ZM64 202V201H63ZM73 202V201H72ZM126 202V201H125ZM128 202H130V201H128ZM138 202H140L141 203V200L140 201H138ZM147 202V201H146ZM146 202H144L145 203V205H146ZM150 202V201H149ZM162 202V200L160 201V203ZM164 202V201H163ZM177 202H178V200H177ZM180 202H182V200L180 201ZM185 202V201H184ZM208 202H209V200H208ZM227 202V201H226ZM32 203H34V202H32ZM36 203V202H35ZM38 203V202H37ZM43 203V204H44ZM52 203V202H51ZM50 203V204H51ZM66 203V202H65ZM135 203V202H134ZM156 203H158L159 204V202H156ZM165 203V202H164ZM173 204H174V202H172ZM176 203V202H175ZM187 203V205L189 206V204ZM235 203V202H234ZM20 204V205H21ZM24 205L26 204V203H23ZM56 204V203H55ZM126 204H128V203H126ZM137 204V203H136ZM139 204V203H138ZM143 204V203H142ZM142 204H140V205H142ZM151 204H149V206L151 205ZM163 204V203H162ZM181 204H183V203H181ZM201 204V205H202ZM19 205V206H20ZM29 205V207H30V205L31 204H28ZM36 205V204H35ZM48 205V204H47ZM153 205V204H152ZM151 205V206H152ZM204 205V209H205V204H203ZM208 205V206H209ZM217 205H219V206H217ZM238 205V206H239ZM23 206V205H22ZM21 206V207H22ZM32 206V205H31ZM34 206V205H33ZM38 207H40L39 205H37ZM42 206V205H41ZM127 206V205H126ZM133 206V205H132ZM135 206V205H134ZM137 206V205H136ZM142 206H144V205H142ZM141 206V207H142ZM147 206H148V203H147ZM150 206V207H151ZM158 206V205H157ZM159 206H161V204H159ZM182 206V205H181ZM186 207V208H182V209H184V211H183V213L186 211V213L189 211V208L190 207ZM217 206V207H216ZM236 206V205H235ZM12 207V208H11ZM17 207V206H16ZM44 207V206H43ZM61 207V206H60ZM140 207V206H139ZM145 207V206H144ZM149 207V208H150ZM154 207V205L152 206V208ZM169 207V206H168ZM167 207V208H168ZM171 207H173L172 205H171ZM185 207V206H184ZM200 206H198V208L197 209H199V211H200V209H201V207L199 208ZM20 208V207H19ZM24 208V207H23ZM34 208V207H33ZM46 208V207H45ZM133 208V207H132ZM188 208V209H187ZM225 208V207H224ZM17 209H18V207H17ZM56 209H58V208H56ZM186 209V210H185ZM194 209H196V208H194ZM202 209H203V207H202ZM201 209V211L203 212V211H208V212H210V211H212V210H202ZM220 211H219V210ZM223 209V210H222ZM24 210V209H23ZM23 210H20V211H23ZM40 210L41 209H37L36 208V210H30V209H28V207H26V210H25V212L26 213H24L23 215H20V219H26V217L28 216V214H29V212H31L32 213V215L33 216H35V215H39V213H40ZM53 210V209H52ZM51 210V211H52ZM68 210V209H67ZM158 210H160V209H158ZM162 210H163V208L161 209V212H162ZM15 211H17L16 210V208H15ZM61 211V210H60ZM170 210H168V212H169ZM172 211H174L173 209H172ZM191 211V210H190ZM197 211V210H196ZM200 211V212H201ZM232 211V210H231ZM239 211V213L238 214H240V209L238 210ZM247 211V212H248ZM50 212V211H49ZM56 212V211H55ZM62 212V211H61ZM182 212V211H181ZM201 212V213H202ZM237 212V211H236ZM17 213H18V211H17ZM153 213V212H152ZM166 213V211L163 213V214H165ZM193 213L195 214L196 212H194L193 210H192V212L191 213H189V214H191V220L194 222V218H193ZM200 213V214H201ZM207 213V212H206ZM229 213V214H228ZM242 213H243V211H242ZM241 213V214H242ZM14 214H15V212H14ZM47 214V213H46ZM50 214V213H49ZM48 214V215H49ZM53 214V213H52ZM59 214V213H58ZM179 214H180V212H179ZM185 214V213H184ZM188 214V215H189ZM209 214V213H208ZM232 214V213H231ZM234 214H236L235 213V211H234ZM248 213H246V219H248V217L250 216V215H247ZM10 215V214H9ZM27 215V216H26ZM45 215V214H44ZM47 215V216H48ZM60 215V214H59ZM63 214L61 213V216H62ZM69 215H70V212H69ZM160 215H162V214H160ZM168 215H170V214H168ZM167 215V216H168ZM180 215H182V213L180 214ZM187 215V214H186ZM211 215V218L213 217ZM15 216V215H14ZM43 216V215H42ZM55 216V215H54ZM58 216V215H57ZM61 216H58V217H61ZM67 216V215H66ZM148 216V215H147ZM164 216V215H163ZM214 216V217H215ZM230 216H232V215H230ZM235 216V215H234ZM237 216H239V215H237ZM248 216V217H247ZM4 217V216H3ZM3 217H1L0 216V218H3ZM16 217H18V216H16ZM52 217V216H51ZM70 217V216H69ZM71 217H72V215H71ZM70 217V218H71ZM151 217V216H150ZM153 217V216H152ZM166 217V216H165ZM188 217L189 216H187V219H188ZM198 217H199V215L197 216L196 215V218L198 219ZM233 217V216H232ZM236 217V216H235ZM240 217V216H239ZM239 217H236V220L235 221H240L239 220ZM242 217H245V214L243 213V216L241 215V221H242ZM32 217H30V219H31ZM42 218V217H41ZM63 218H65L66 219V217L64 216ZM159 218H161V217H159ZM167 218V217H166ZM190 218V217H189ZM227 218H230V217H227ZM226 218V219H227ZM238 218V219H237ZM249 218H251V217H249ZM252 218V219H253ZM9 220H10V218H8ZM29 219V218H28ZM27 219V220H28ZM33 219V218H32ZM35 219V218H34ZM48 219H50V216H49V218ZM48 219H47V221H46V223L47 222H49L48 221ZM69 219V218H68ZM146 219H147V222H146ZM169 219H171V218H169ZM182 219V218H181ZM180 219V220H181ZM194 219V220H193ZM210 219V218H209ZM215 219H216V217H215ZM219 219H216V221H212V222H216L215 224L216 225H219L218 223L219 222H223V221H221V220H219ZM1 220V219H0ZM16 220V219H15ZM39 220V219H38ZM41 220V219H40ZM72 220V219H71ZM177 220V219H176ZM175 220V221H176ZM183 220V219H182ZM186 220V219H185ZM228 220V219H227ZM233 220V219H232ZM255 220V221H256ZM2 221V220H1ZM20 221V220H19ZM31 220H29V222H30ZM34 221H36V220H34ZM42 221V220H41ZM60 222H61V220H59ZM63 221V220H62ZM162 221V220H161ZM160 221V222H161ZM167 221V220H166ZM169 221V220H168ZM172 221H173V219H172ZM171 221V222H172ZM174 221V222H175ZM184 221V220H183ZM183 221H181V222H183ZM190 221V220H189ZM204 221V220H203ZM231 221V220H230ZM238 222L239 224L240 223H242V222ZM243 221H245V219H243ZM26 222V221H25ZM39 222V221H38ZM75 222V221H74ZM150 222V221H149ZM159 222V223H160ZM164 222V221H163ZM177 222H178V220H177ZM176 222V223H177ZM191 222V221H190ZM225 222H226V220H225ZM225 222H223V225L225 224ZM232 222V221H231ZM234 222V221H233ZM37 223V222H36ZM157 223V222H156ZM155 223V224H156ZM158 223V224H159ZM205 223V222H204ZM237 223V222H236ZM233 224V225H237V224ZM2 224L3 225H0V236L2 237V238H6L7 237V235L8 234H12V233H10L12 230V227L14 226V225H16V221H14V220H10V221H7V222H2ZM22 224V223H21ZM24 224V223H23ZM30 224V223H29ZM43 224V223H42ZM71 224V223H70ZM154 224V223H153ZM178 224V223H177ZM185 224V223H184ZM231 224V225H232ZM238 224V225H239ZM259 224H261V225H259ZM46 225H48V223L47 224H45V226ZM160 225V224H159ZM166 225H167V223H166ZM174 225V224H173ZM189 225V224H188ZM203 226H204V224H202ZM208 225H210V224H208ZM232 225V226H233ZM28 226V225H27ZM26 226V227H27ZM44 226V227H45ZM52 226V225H51ZM50 226V227H51ZM70 226V227H71ZM122 226V227H123ZM148 226V225H147ZM146 226V227H147ZM177 226V225H176ZM201 226V225H200ZM225 226H227L226 224L224 225V227ZM228 226H230V225H228ZM228 226H227V228H228ZM232 226H230V227H232ZM15 227V226H14ZM43 227V228H44ZM49 227V228H50ZM64 227V226H63ZM120 227V226H119ZM129 227H127V229H129ZM145 227V228H146ZM158 226H156V228H157ZM197 228H198V225L196 226ZM205 227H207V226H205ZM256 227V226H255ZM254 227V228H255ZM30 228V227H29ZM38 228V227H37ZM48 228V229H49ZM56 228H59V226L58 227H56ZM60 228H62L61 226H60ZM121 228V227H120ZM159 228V230L161 231V228L160 227H158ZM163 228V227H162ZM194 228V227H193ZM197 228H196V231H197ZM214 228V227H213ZM41 229H42V227H41ZM48 229H46V230H48ZM63 229V228H62ZM65 229V228H64ZM117 229H119V228H117ZM127 229H126V231H127ZM154 228H152V230H153ZM169 229V228H168ZM204 229V228H203ZM206 229H208V228H206ZM220 229V228H219ZM23 230V229H22ZM26 230V229H25ZM25 230H24V232H25ZM38 230V229H37ZM43 230V229H42ZM69 230H70V228H69ZM147 230V229H146ZM145 230V231H146ZM156 230V229H155ZM154 230V231H155ZM209 230V229H208ZM208 230H207V232H208ZM214 231H215V229H213ZM226 230V229H225ZM228 230V229H227ZM36 231V230H35ZM49 231V230H48ZM124 231V230H123ZM131 230L129 229V232H130ZM144 231V232H145ZM159 231V232H160ZM166 231V230H165ZM164 231V232H165ZM182 231V230H181ZM218 231H220V230H218ZM16 232V231H15ZM20 231H18V233H17V235L19 236V234L22 236V234L21 233H19ZM50 232V231H49ZM57 232V234H58V231H56ZM55 232V233H56ZM128 232V231H127ZM144 232H142V234L144 235L145 233ZM149 232V231H148ZM153 232V231H152ZM159 232H158V230H157V232L154 234L155 236H157V235H159ZM42 233H43V231H42ZM47 233V232H46ZM126 232H124V234H125ZM150 233V232H149ZM149 233H146V236H152V234H150V235H148ZM161 233V232H160ZM198 233V232H197ZM216 233H217V231H216ZM258 233V232H257ZM258 233V234H259ZM263 233V234H262ZM35 234V233H34ZM37 234H38V232H37ZM44 234V233H43ZM129 234V233H128ZM132 234V233H131ZM137 234H141V232H139V233H137ZM166 234V233H165ZM190 234V233H189ZM211 234V233H210ZM209 233H208V235H210ZM259 234V235H260ZM16 235V236H17ZM26 235V234H25ZM28 235H29V233H28ZM120 235V234H119ZM126 235V234H125ZM133 235V234H132ZM168 235H169V232H168ZM175 235V234H174ZM195 235H197V234H195ZM204 235H206V233H204ZM211 235H213V234H211ZM210 235V236H211ZM217 235H218V233H217ZM221 235V234H220ZM41 236H43V235H41ZM56 236V235H55ZM118 236V235H117ZM121 236V235H120ZM130 236V235H129ZM128 236V237H129ZM133 236H135V234L133 235ZM173 236V235H172ZM207 236V235H206ZM205 236V237H206ZM209 236V237H210ZM215 236V235H214ZM258 236V235H257ZM20 237V236H19ZM25 237V236H24ZM44 237V236H43ZM53 237V236H52ZM57 237V236H56ZM114 237V236H113ZM127 237V236H126ZM127 237V238H128ZM138 237H139V235H138ZM144 237V236H143ZM162 237V236H161ZM161 237H159L160 239H161ZM164 237V236H163ZM204 237V238H205ZM253 237H255V236H253ZM18 238V237H17ZM16 238V239H17ZM117 238V237H116ZM147 238V237H146ZM151 238V237H150ZM155 238V237H154ZM158 238V239H159ZM165 238V237H164ZM173 238H175V237H173ZM177 238H178V236H177ZM214 238H216V237H214ZM219 238V237H218ZM224 237H222V238H220V239H223ZM235 238V235H234V237H233V239ZM13 239H14V237H13ZM12 239V241H11V243L12 242H14V240ZM19 239V238H18ZM17 239V240H18ZM23 239V238H22ZM25 239V238H24ZM44 239V238H43ZM45 239H47V238H45ZM49 239H51L52 240V238H49ZM129 239V238H128ZM134 239H135V237H134ZM138 238H136V240H137ZM179 239H181V238H179ZM178 239V240H179ZM211 239V238H210ZM226 239V238H225ZM254 239V238H253ZM252 239V240H253ZM16 240V241H17ZM35 240V239H34ZM112 240V239H111ZM117 240H119V238L117 239ZM133 240V239H132ZM153 240H155V239H153ZM163 240V239H162ZM169 240V239H168ZM174 240H176V238L174 239ZM195 240V239H194ZM193 240V241H194ZM219 240V239H218ZM236 240V239H235ZM9 241V240H8ZM23 241V240H22ZM57 241V240H56ZM120 241H121V239H120ZM123 241V240H122ZM134 241V240H133ZM152 241V240H151ZM159 241V240H158ZM158 241H156V242H158ZM254 241V240H253ZM4 243H5V241H3ZM114 242H115V240H114ZM137 242V241H136ZM188 242V241H187ZM212 242V241H211ZM214 242V241H213ZM221 242V241H220ZM15 243V242H14ZM30 243H32V242H30ZM53 243V242H52ZM110 243L111 244H115V243H112V241H110ZM138 243V242H137ZM143 243H145V242H143ZM152 243H154V242H152ZM162 241H161V244L160 245H162ZM166 243V242H165ZM175 243V242H174ZM177 243V242H176ZM188 243H190V241L188 242ZM191 243H193V242H191ZM20 244V243H19ZM109 244V243H108ZM110 244V245H111ZM119 244V243H118ZM120 244H121V242H120ZM154 244H156V243H154ZM158 244H159V242H158ZM180 244H182V243H180ZM195 244V243H194ZM253 244V243H252ZM254 244H255V242H254ZM5 245V244H4ZM7 245V244H6ZM14 244H11L10 246L12 247V248H14V246H13ZM22 245V244H21ZM32 245V244H31ZM53 245V244H52ZM56 245V244H55ZM115 245H117V244H115ZM114 245V246H115ZM137 245H139V244H137ZM145 245H147V244H145ZM145 245L143 246V248H141V249H144V247H145ZM163 245H165V244H163ZM162 245V246H163ZM214 245V244H213ZM9 246V245H8ZM16 246V245H15ZM95 246H92L91 248H98V247H95ZM107 246H109V245H107ZM168 246H169V242H168ZM171 246H173V245H171ZM169 247V248H171V249H173L172 247ZM177 246V245H176ZM180 246H182V250H185L186 249V253H187V256L190 258V260L192 261L193 259H194V256L195 255H193V253L194 252H192L191 251V249H190V247L189 246H187V245H180ZM185 246V247H184ZM191 246V245H190ZM207 246H208V244H207ZM0 247H3V246H0ZM10 247V248H11ZM29 247V246H28ZM31 248H32V246H30ZM54 246H52V248H53ZM106 247V246H105ZM111 247V246H110ZM138 247V246H137ZM150 247V246H149ZM155 247V246H154ZM183 247L185 248V249H183ZM209 247H211V246H209ZM90 248V247H89ZM123 248H124V246H123ZM123 248H120V249H123ZM146 248V247H145ZM151 248V247H150ZM155 248H157V247H155ZM196 248V247H195ZM203 248V247H202ZM212 248V247H211ZM9 250V247L8 248H6L5 249V247H4V249L3 250H5V251H8ZM15 249V248H14ZM13 249V250H14ZM84 249V248H83ZM82 249V250H83ZM88 249V248H87ZM99 249H100V246H99ZM98 249V250H99ZM105 248L103 247V248H101V251L102 250H104ZM128 249V248H127ZM126 249V250H127ZM151 249H153V248H151ZM197 249V248H196ZM205 249V248H204ZM213 249V248H212ZM3 250H1V252L3 251ZM18 250V249H17ZM31 250V249H30ZM55 250V249H54ZM63 250H66L67 252L69 251V255L67 254V255H65L66 253L65 252H63ZM81 250V251H82ZM89 250H92V254H93V249H88V251ZM97 249H96V251H95V254H97L99 251H98ZM106 250V249H105ZM104 250V251H105ZM124 250V249H123ZM129 250V249H128ZM155 250V249H154ZM160 250V249H159ZM166 250V249H165ZM193 250V249H192ZM81 251H77L78 253L80 252L81 253ZM98 251V252H97ZM108 251H110V250H108L107 249V252ZM121 251V250H120ZM138 251H140V250H138ZM137 251V252H138ZM150 251V250H149ZM155 251H158L157 249L155 250ZM164 251V250H163ZM167 251V250H166ZM169 251V250H168ZM175 251V250H174ZM179 251V250H178ZM202 251H204V250H202ZM4 252V251H3ZM87 252V251H86ZM85 252V253H86ZM97 252V253H96ZM106 252V251H105ZM106 252V253H107ZM112 252V251H111ZM118 252H119V250H118ZM136 252V253H137ZM151 252V251H150ZM159 252V251H158ZM176 252V251H175ZM199 252V251H198ZM197 252V253H198ZM5 253H7V252H4V254ZM78 253H76V254H78ZM82 253H83V251H82ZM81 253V254H82ZM89 253H91V252H89ZM102 253V252H101ZM101 253H99V254H101ZM110 253V252H109ZM122 253H123V251H122ZM142 253V252H141ZM155 253H157V252H155ZM183 253V251H179V252H176V253H173V254H171L170 253V255L171 256H169L170 258H169V263L168 264H176L177 263V261H179L181 258H179V255H181ZM99 254H98V256H99ZM111 254H113V253H111ZM111 254H109L110 256H111ZM124 254L126 255H128V253H125V251H124ZM139 254V253H138ZM151 254V253H150ZM158 254V253H157ZM165 254V253H164ZM195 254V253H194ZM203 254V253H202ZM205 254V253H204ZM3 255V254H2ZM9 255H10V253H9ZM12 255V254H11ZM19 255V254H18ZM52 255H54V256H52ZM79 255V254H78ZM77 255V257L79 258L80 256H78ZM83 255H85V254H83ZM88 256H90L89 254H87ZM104 255H106V254H104ZM115 255H116V253H115ZM146 255V254H145ZM149 255V254H148ZM161 255V254H160ZM1 256V255H0ZM5 256V255H4ZM16 256V255H15ZM20 256V255H19ZM18 256V257H19ZM56 256V257H55ZM103 255H101V257H102ZM107 256V255H106ZM123 256V255H122ZM129 256H130V254H129ZM151 256H152V254H151ZM150 256V258H152ZM155 256H158V255H155ZM167 256V255H166ZM206 256V255H205ZM6 257V256H5ZM10 257V256H9ZM9 257H7L8 259H9ZM13 257V256H12ZM46 257V254L44 255V257L42 256V258H44V259H49L48 257L47 258H45ZM72 257H76V255H74L73 256V253H72ZM83 257V256H82ZM87 257V256H86ZM85 256H84V259L83 260H85V258H86ZM91 257V256H90ZM93 257H94V255H93ZM133 258H134V256H132ZM140 257H141V254H140ZM140 257H138V258H140ZM211 257V256H210ZM38 258H39V256H38ZM42 258H40V259H42ZM51 258V260H53ZM66 258H68V259H66ZM111 259H112V257H110ZM114 258H116L115 256H114ZM117 258H118V256H117ZM123 258V257H122ZM142 258L144 259V261H145V257H143V255H142ZM149 258V257H148ZM154 258V257H153ZM152 258V259H153ZM156 258V257H155ZM159 258V257H158ZM167 258V257H166ZM165 258V259H166ZM183 258V257H182ZM219 258V257H218ZM227 258V257H226ZM3 259V258H2ZM7 259V260H8ZM11 259V258H10ZM16 259V258H15ZM14 259V260H15ZM60 258H58L57 260H58V264H59V262L61 261V264H62V260H61ZM80 259V258H79ZM96 259V258H95ZM125 259L127 260V258L125 257ZM124 259V260H125ZM131 259V258H130ZM142 259V260H143ZM160 259V258H159ZM165 259H163L165 262H166V260ZM206 260H208L209 262H212V259L211 258H209L208 256L205 258ZM220 259V258H219ZM218 259V263H221V260H219ZM232 259H233V257H232ZM4 260V259H3ZM3 260H1L0 259V264H3ZM14 260H12V262L14 261ZM17 260H18V258H17ZM16 260V261H17ZM76 259H72V261H75ZM94 260V259H93ZM97 260V259H96ZM101 260V259H100ZM104 259L102 258V261H103ZM107 261H109L108 259H106ZM116 260V259H115ZM124 260H121V261H123L124 263H125V261ZM132 260H134V259H132ZM142 260L140 261V263L142 262ZM147 260V259H146ZM154 260V259H153ZM158 260V259H157ZM162 260V261H163ZM168 260V259H167ZM213 260H214V257H213ZM9 261V260H8ZM8 261H7V263H8ZM11 261V260H10ZM19 261V260H18ZM38 261H40L39 259H38ZM50 261V260H49ZM80 261V260H79ZM86 261V260H85ZM106 261V262H107ZM112 261H114L113 259H112ZM117 261V260H116ZM143 261V262H144ZM163 261V262H164ZM185 261H186V258H185ZM189 261V260H188ZM201 261V260H200ZM216 261V260H215ZM257 261H255V262H257ZM11 262V263H12ZM20 262H21V260H20ZM19 262V263H20ZM22 262H23V259H22ZM27 262V261H26ZM42 262H43V260H42ZM44 262H45V260H44ZM47 262V261H46ZM106 262H105V264H106ZM122 262V263H123ZM152 262V261H151ZM150 262V263H151ZM179 262H181V261H179ZM178 262V263H179ZM183 262V261H182ZM199 262V261H198ZM209 262H208V264H209ZM223 262V261H222ZM257 262V263H258ZM5 264H6V261L4 262ZM10 263V262H9ZM17 263V262H16ZM19 263H17V264H19ZM38 263V262H37ZM36 263V264H37ZM51 263H52V261H51ZM66 264L68 263L69 264V261H66L65 262ZM74 263H76V262H74ZM114 263V262H113ZM117 263V262H116ZM118 263H119V261H118ZM123 263V264H124ZM134 263V262H133ZM148 263V262H147ZM149 263V264H150ZM154 263V262H153ZM158 263H159V261H158ZM177 263V264H178ZM188 263V262H187ZM194 263V262H193ZM201 263H203L202 261H201ZM215 263V262H214ZM224 263V262H223ZM226 263V262H225ZM30 264V263H29ZM38 264H40V263H38ZM43 264V263H42ZM46 264V263H45ZM48 264V263H47ZM50 264V263H49ZM53 264H55V262L53 263ZM76 264H79L78 263V261H77V263ZM87 264V263H86ZM97 264H98V262H97ZM104 264V263H103ZM110 264V263H109ZM121 264V263H120ZM160 264V263H159ZM162 264V263H161ZM186 264V263H185ZM230 264V263H229Z\"/></svg>",
  "mask_w": 264,
  "mask_h": 264
}]
</instances>
